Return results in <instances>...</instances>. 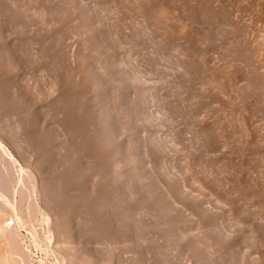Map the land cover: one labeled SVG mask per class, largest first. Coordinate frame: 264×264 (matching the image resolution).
Wrapping results in <instances>:
<instances>
[{"label": "rangeland", "instance_id": "rangeland-1", "mask_svg": "<svg viewBox=\"0 0 264 264\" xmlns=\"http://www.w3.org/2000/svg\"><path fill=\"white\" fill-rule=\"evenodd\" d=\"M0 1H1L0 2V50H1L0 51V56H1L0 57V74H1L0 75V78H1L0 79V100H1L0 101V111H1L0 112V124H1L0 125V141H1L0 146L3 145V147H5V148H3L2 146H1L2 148L0 147V162L2 161L1 162L2 165L4 167L6 166L4 168L2 165H0V168H2V167L4 168V169L2 168L3 169L2 170L3 172L1 171L2 173H4L6 171V175L7 174L11 175V176L7 175V176L9 178H11L10 184H12V185H10L11 187L10 186L9 187H10V189L13 188L11 190V192H10V189L8 188L10 194L12 193V195H10V194H8L9 196L6 195V197H8V199H6V198L5 199L8 200V202H6L5 199H2L3 197H0V206L2 203H3L2 205H4L3 207L2 206L0 207L1 208L0 216L2 214V216L0 217L1 218L0 225L2 227L0 226V229L3 230V227L6 229V230L4 229L6 232H4V231H2L4 233L0 232L1 233L0 234V256L2 257L1 258L2 261H3L4 257H5L4 259H7V261H8V263H6V260H4L3 262H0V264H11V263L12 264H68V263L69 264H77L78 262H79L78 264H94V263L95 264L96 263H98V264H110L111 259H113L111 264H135V262H136V264H141V263L142 264H191V263H193V264H205L206 261H207L206 264H208V263L209 264H221V263L227 264V262L229 264H233V263L234 264H240V263L241 264L242 263L243 264H264V249H263L264 244L262 243V242H264L263 241L264 240V207H263L264 206V200H263L264 199V192H263L264 191V178H263V175H264V158H263L264 157L263 156L264 151H262V150H264V147H263L264 146V143H263L264 142V134H263L264 128H262V127H264V106H263L264 105L263 104L264 103V70H263V68H264L263 67L264 66V55H261L264 52V49H263L264 44H262V43H264V41H263L264 40V34H263L264 33V19H263L264 18V15H263L264 14L263 13L264 12V10H263L264 9V0H261V1L260 0H252V1L251 0H243V1L242 0H238V1L236 0V3H235V0H211V1H209V0H196V1L195 0H180V1L179 0H162V1L161 0H150V1L149 0H134V1L133 0H119V2L117 0H116L117 2H115V0H95V1L94 0H88V1L87 0L86 1L85 0H77V1L76 0H56V1L55 0H0ZM45 1H47V2H45ZM65 1H67V2L65 3ZM72 1H73V3H72ZM136 1H138V2H136ZM148 1H149V4L147 3ZM197 1H198V3H197ZM202 1H203V3H202ZM239 1H240V4H239ZM184 2H185V4H184ZM214 2H215V4H214ZM50 3H52V4H50ZM68 3H71L72 5L68 4ZM137 3H139V5ZM226 3H228V4H226ZM44 4H45V6H44ZM86 4H88V5H86ZM195 4H198V6L197 5L195 6ZM82 5H83V7H82ZM106 5H107V8H106ZM128 5H130V6H128ZM209 5H210V8H209ZM253 5L256 7H254ZM261 5H262V7H261ZM18 6H19V8H18ZM41 6H43V7H41ZM68 6L70 8L72 7V9H70ZM173 6H174V8H173ZM211 6H213V7H211ZM36 7H38V8H36ZM143 7H145V8H143ZM184 7L186 10L184 9ZM223 7H226V8L224 9ZM215 8H217V9H215ZM73 9H74V11H73ZM138 9H141V10L139 11ZM81 10H83L82 12H84V14L85 13L86 14L83 15V13H79V12H81ZM161 10H162L163 15L160 13ZM191 10H192V12H191ZM211 10H213V13ZM76 11H78V12H76ZM178 11H179V13H178ZM222 11H223V13H222ZM244 11H245V13H244ZM11 12L14 14H12ZM142 12H144V13H142ZM146 12H148L147 15L145 14ZM167 12L169 14H167ZM173 12L175 14L177 13L179 15V18H178V15L177 14L175 15ZM203 12H204V14H203ZM217 12H219V13L217 14ZM227 12L229 15L227 14ZM16 13L19 15H17ZM159 13L161 16L159 15ZM9 14H11V15H9ZM29 14H30V16H29ZM79 14H80V16H79ZM115 14H117V15H115ZM36 15H37V17H35ZM54 15H55V17H54ZM130 15H131V17H130ZM164 15H166L165 17H167V18L164 19V17H163ZM169 15H172V16H169ZM183 15L186 17V20H185V17ZM10 16H12V17H10ZM6 17H8V18H6ZM49 17H51V18H49ZM132 17H134V18H132ZM205 17H206V20H205ZM180 18H182V19H180ZM211 18H213V19H211ZM233 18L234 19L236 18V19L234 20ZM81 19H82V21H79ZM123 19H125V20H123ZM157 19H159V20H157ZM163 19H164V21H163ZM222 19H224V20H222ZM238 19H240V20H238ZM241 19H242V21H241ZM228 20H229V22H228ZM102 21H103V23H102ZM157 21H159L160 23ZM231 21H233V23ZM253 21H255V22H253ZM262 21H263V23H262ZM108 22H110V23L108 24ZM139 22H140V24H139ZM155 22H157L159 25ZM171 22H172V24H171ZM235 22H237V23H235ZM50 23L53 25H51ZM56 24H58V25L56 26ZM178 24H179V26H178ZM249 24H250V26H249ZM54 26H55V28H54ZM158 26H159V28H158ZM17 27H19V28H17ZM112 27H114V28H112ZM117 27H118V29H117ZM179 27H180V29H178ZM254 27H255V29H254ZM210 28L211 29L213 28V29L211 30ZM216 28H217V31H216ZM250 28H252V30ZM90 29H92V30H90ZM176 29H178V30H176ZM181 29L183 31H181ZM253 29L256 32L253 31ZM50 30H51V33H49ZM155 30L159 31L160 34ZM179 30H180L181 34L179 33ZM75 31H76V33H75ZM92 31H94V32H92ZM161 31H162V33H161ZM169 31H171V32H169ZM262 31H263V33L261 34ZM90 32H92V33H90ZM105 32H107V33L105 34ZM155 32H157V33H155ZM183 32H184V34H183ZM237 32L238 33L240 32L241 34L240 33L238 34ZM244 32L245 33L247 32L246 35ZM71 33H72V35H71ZM243 33L245 35V39H244ZM257 33L260 34L261 36L258 35ZM35 34L37 37L35 36ZM193 34H195V35H193ZM234 35L235 36L237 35L236 37H238V38H236ZM85 36L87 38H85ZM104 36H106V37H104ZM147 37H148V39H147ZM153 38H155L156 40ZM158 38H160V39H158ZM185 38H186V40H185ZM88 39H89V41H87ZM190 39H192V41ZM251 39H252V41H251ZM22 40H24V41L22 42ZM58 40H60V41H58ZM99 40H101V41H99ZM158 41H160V42H158ZM248 41H249V43H248ZM255 41H259L261 44L258 42V44H260V45H258L257 42H255ZM42 42H43V44H42ZM89 42H90V44H89ZM97 42H99L100 44ZM116 42H117V44H116ZM161 42H163V43H161ZM246 42H247L248 46H247ZM133 43H135V44H133ZM254 43H256V44H254ZM2 44H4V45H2ZM118 44H120V46ZM141 44H142V46H141ZM238 44L242 45V46L241 47L237 46ZM250 45H251V47H250ZM256 45L259 46L258 48L263 46V47H261L263 49V51L261 49V51L259 52L258 51L259 49H257ZM165 46H167V47H165ZM93 47H95V49ZM179 48H180V50H178ZM185 48H186V50H185ZM239 48L242 50H240ZM247 48L249 49V51ZM91 49L93 51L88 52V50H91ZM102 49H104V50H102ZM254 49H256L258 51V53L255 52ZM177 50L179 53L177 52ZM187 50H188V52H187ZM181 51H183V52H181ZM184 51L187 53V55L189 57L186 55V53ZM201 51H203V52H201ZM225 51H227V52H225ZM33 52H35V53H33ZM247 52H248V54H247ZM140 53L141 54L143 53V54L141 55ZM242 53H244V54H242ZM259 53H260V55H259ZM75 54H76V56H75ZM99 54H100V57L98 56ZM106 54L109 57H106L107 56ZM199 54H200V56H199ZM71 55H73V56L71 57ZM86 55L89 56V57L87 56L89 58V61H88V59H86L87 57H84ZM104 55L106 58L104 57ZM123 55H124V57H123ZM129 55H131V56H129ZM5 56H7V57H5ZM132 56L135 58V60H134V58L133 59L131 58ZM176 56H178L177 58L179 60L176 58ZM256 56L258 57V59ZM260 56L263 59H261ZM68 57H70V58H68ZM82 57L85 58L86 60L83 59ZM12 58L14 61L12 60ZM151 58H153V59H151ZM231 58H232V60H231ZM100 59L103 61H100ZM120 59H123V60H120ZM126 59L128 60L127 63L124 62V61H126ZM251 59L252 60L256 59V60L252 61ZM81 60H83V61H81ZM105 60L107 63L105 62ZM149 60H150V62H149ZM176 60H177V62H176ZM247 60H249V62ZM257 60H259V61L257 62ZM67 61H68V63H67ZM84 61L89 62L87 64V66L88 67L91 66L90 68L92 71H94V72L97 71V73L100 72L98 74V76H99V79L100 78L102 79V80L100 79L101 82H104V83H102V85L103 84L105 85V86L103 85V87L105 88L104 92L100 91V89L98 87L96 89L94 82H92L90 79H88V76H86L85 71L87 69V66L85 67V65L87 62L85 63ZM232 61H234L235 63ZM119 62H121V63L124 62V63L121 64ZM183 62H185L184 63L185 65L183 64ZM228 62H229V64H228ZM83 63H85V65H83ZM128 63H130V65ZM232 63L234 64V66ZM78 64H79V66H81L80 68H79ZM105 64L107 65L108 69H106ZM120 64L123 66L121 67ZM133 64H135V66ZM124 65H125V67H124ZM128 65H129V67H128ZM83 66H84V68H83ZM179 66L181 67V69ZM257 66H259V67H257ZM103 67H105L104 70H103ZM130 67L132 68L131 70H130ZM138 67H140V68H138ZM153 67H155V68H153ZM230 67H231V69H230ZM246 67L250 68V70L248 68H247L248 69L247 70ZM6 68L8 71L6 70ZM115 68H116V70L114 71ZM214 68L216 71L214 70ZM258 68L260 69L259 71H258ZM79 69H81V70H79ZM16 70L18 71V73ZM133 70H134L133 73H135V71H136V74L138 75L139 79H137V80L135 79V81L133 80L131 82V80L128 78V76L125 77V75H128L127 73L129 71L132 72ZM223 70H225V71H223ZM246 70H247V72H246ZM137 72L138 73L142 72L141 73L142 76H141V74H138ZM193 72H195V73L193 74ZM225 72H226V77L224 76ZM117 74H119V75H117ZM188 74H189V76H188ZM260 74H262L263 76H261ZM115 75L117 76L118 81H117V78H115ZM218 75H219V77H218ZM241 75H242V77H241ZM79 76H81V77H79ZM193 76H194V78H193ZM119 77H121V78H119ZM113 78L116 81H114ZM236 78H238L239 80ZM57 79H60L62 82H60V80H57ZM120 79H121V83L119 82ZM122 79H126V82H125V80H122ZM231 79H232V81H231ZM89 80L91 81V83ZM162 80H164V81H162ZM240 80H241V82H240ZM243 80H244V84H243ZM168 81H169V83H168ZM251 81H252V83H250ZM123 82H125L126 84H124ZM128 82H130L131 84ZM213 82H214V84L212 85ZM63 83H64V85H63ZM68 83H70V84L68 85ZM78 83H80V84H78ZM195 83H197V84H195ZM215 83H216V85H215ZM55 84H57V85H55ZM60 84H62V85H60ZM208 84H210V85H208ZM120 85H122V86L124 85V86L122 87ZM246 85H247V87H246ZM73 86H74V88H76L75 90H74ZM205 86H207V87H205ZM254 86H257V87H254ZM125 87H126V89H124ZM236 87H238V89L239 90L241 89V90L240 91L237 90ZM148 88H149V90H148ZM28 89L30 92L27 91ZM35 89H37V90H35ZM243 89H244V91H243ZM142 90H145V91H142ZM169 90H173V91H169ZM201 90H202V92H201ZM205 90H206V92H204ZM140 91L142 93H140ZM211 91H214V92H211ZM229 91H230V93H229ZM78 92H80V93H78ZM87 92H88V94H87ZM138 92H139V94H138ZM175 92H177V93H175ZM238 92L241 95L242 94L243 95L241 96ZM105 93H107V94H105ZM59 94H61V95H59ZM132 94H133V96H132ZM145 94H146V96H145ZM212 94L215 95V97H213ZM231 94L233 95L232 97H231ZM259 94H260V96H259ZM138 95H140V96H138ZM239 95L241 96V98ZM39 96H40V98H39ZM59 96H60V99L58 100ZM142 96L144 97L145 100L143 99ZM173 96H174V98H173ZM186 96H188V97H186ZM100 97H102V98H100ZM209 97H210V99H209ZM242 97H244L245 99ZM132 98H133V100H132ZM135 98L136 99L138 98V99L136 100ZM234 98L236 101H239L237 105H236L237 102L234 100ZM88 99H90V101ZM170 99H171V101H170ZM172 99L176 100L177 102L172 100ZM215 99H216V101H214ZM240 99H242L243 101ZM197 100H198V102H197ZM224 100H225V102H224ZM131 101H132V103H131ZM134 101H135V103H134ZM139 101H140V103H139ZM234 101H235V104H234ZM245 101H247L249 104ZM40 102H41V104H40ZM96 102L98 105L96 104ZM106 102H107V104L108 103L111 104V106L109 105L110 110H111L110 113L114 116V118H113V116H110V118L112 117L111 119L113 121L115 120L114 121L115 123L112 121V125H113L112 129L114 131L112 130L113 133H111V135L112 134L113 135L111 136L108 134L110 137L107 134H105V132L103 130L104 123H102V117H103V112L105 110V105H106L105 103ZM190 103H193V104H190ZM49 104L51 106H49ZM61 104H63V106ZM113 104H115V105H113ZM132 104L135 106H133ZM144 104H145V106H144ZM213 104H215V105H213ZM247 104H248V106H247ZM13 105L15 106V108ZM139 105L141 107H139ZM89 106H90V108H89ZM224 106H225V108H224ZM62 107L64 108V110ZM100 107H102V108H100ZM258 107L259 108L261 107L262 109L261 108L259 109ZM91 108H93V109H91ZM119 108L121 109V111ZM178 108H180V109H178ZM242 108H243V110H242ZM16 109H18L17 110L18 113H17ZM53 109H54V111H53ZM58 109H60L59 110L60 113H59ZM161 109H163V111ZM235 109H237V110L235 111ZM247 109H248V112H250L249 114L247 113ZM122 110H124V111H122ZM134 110H138V111H134ZM70 111H71V113H70ZM101 111H103V112H101ZM128 111L131 113H129ZM132 111H134L135 113H132ZM224 111L226 114L224 113ZM5 112L7 113V115ZM119 112H121V113L118 114ZM258 112L260 113V115L258 114ZM55 113H56V115H55ZM122 113H123V115L121 116ZM124 113L125 114L127 113V114L125 115ZM147 113H148V115H146ZM199 113H200V115H199ZM239 113H242V114L244 113V114L241 115ZM75 114L78 117H75ZM81 114H82V116H81ZM115 114H116V116H115ZM128 114L131 117H128L129 116ZM79 115L81 118L79 117ZM118 115H120V116H118ZM124 115H125V117H123ZM132 115H134V117L136 119ZM239 115H240V118H239ZM247 115H249V116H247ZM18 116H20V117H18ZM84 116H85V118H83ZM96 116L98 118L97 120H96ZM144 116H145V118H143ZM148 116H150V118ZM219 116H220V118H219ZM227 116H229V117H227ZM241 116L243 117V120H242ZM132 117L134 119L133 121H131ZM208 117H210V118H208ZM226 117L228 120L226 119ZM247 117L249 120L247 119ZM195 118H196V120H195ZM211 118H213V119H211ZM34 119H36V120L34 121ZM89 119H91V120H89ZM123 119H125L126 121ZM13 120H15V121H13ZM220 120H222V121H220ZM225 121L228 123H224ZM240 121H242V122H240ZM250 121H252V123ZM218 122H220V123H218ZM243 122H244V125H242ZM259 122H261V124ZM126 123H128L129 126L134 125V127L132 126V128H131L128 126L129 127V129H128L127 128L128 124L125 125ZM145 123H146V125H145ZM240 123L243 127L245 126V129L241 128L242 126L239 125ZM245 123L247 125H245ZM77 124H78V126H77ZM101 124L103 125V127ZM117 125L118 126L120 125V127H118ZM122 125H124V126H122ZM230 125H232V126L230 127ZM226 126H227V128H226ZM257 126H259V127H257ZM122 127H124V128H122ZM250 128H251V130H250ZM122 129L125 130V131L123 130L124 133H122L123 132ZM230 129L232 130V132H230L231 131ZM253 129H255V130H253ZM261 129H263V131H261ZM126 130H128V131H126ZM144 130H145V132H144ZM236 131H237V133H236ZM247 131L251 132V135ZM252 131H256L255 132L256 134ZM259 131H261L262 133ZM96 132H97V134H95ZM125 132H126V134H125ZM204 134H206V135H204ZM240 134L242 137H244V136L245 137L244 138L240 137ZM45 135H47V136L45 137ZM69 135H70V137H69ZM66 136H67V138H66ZM86 136H89V138ZM94 136H96V137H94ZM236 136L237 137L239 136V137L237 138ZM62 137L64 139H62ZM107 137L110 141H108V143L105 144V143H103V140H105V138L107 139ZM113 137H114V139H113ZM153 138H155L156 140ZM221 138H222V140H221ZM53 139H54V141H53ZM198 139H199V141H198ZM237 139L239 141L240 140L241 141L239 142ZM262 139H263V141H262ZM41 140H43V141L40 142ZM57 140H58V142H56ZM252 140H255L254 144H253ZM256 140H257V142H256ZM210 141H212V142H210ZM249 141L252 142L251 145L249 144L250 143ZM100 142L102 144H99ZM118 142L120 143V145H118L119 144ZM148 142L150 143V145ZM114 143L117 144V147ZM158 143H160V144H158ZM231 143H232V145H231ZM244 143H246V144H244ZM261 143H263V144H261ZM86 144H87V146H86ZM103 144H105V145H103ZM162 144L164 147H162ZM233 144L235 146H233ZM121 145L123 146V149H122ZM129 145L131 148L129 147ZM145 145L146 146L148 145V146L145 147ZM155 145L157 146L156 148H155ZM42 146H44V147L42 148ZM50 146H51V149H49ZM70 147H72V148H70ZM92 147H94V148H92ZM111 147H113V148L111 149ZM238 147H240V148H238ZM227 148L229 151L227 150ZM233 148H235L237 151ZM250 148H252V149H250ZM114 149H116L117 151H115ZM120 149H121V152H120ZM232 149L234 152L232 151ZM6 150L12 154V157H10V155L8 156V154H6V153H8V152H6ZM216 150H217V152H216ZM225 150H227V151H225ZM239 150H242V151H239ZM41 151L42 152L44 151V152L42 153ZM100 151H101V153H99ZM33 152H34V154H33ZM75 152H76V154H75ZM118 152H120V153H118ZM125 152H127V153H125ZM205 152H206V154H205ZM230 152H231V154H230ZM39 153L41 154V156ZM46 153H48V154L46 155ZM83 153H84V155H82ZM258 153L260 154V156ZM68 154H71V155H68ZM103 154H104V156H102ZM118 154H119V156H117ZM80 156L81 157L83 156V157L81 158ZM108 156H109V158H108ZM138 156H139V158H138ZM6 157H7V159H6ZM114 157L115 158L118 157L117 160L120 159L119 160L120 161L119 170L121 171V169H122L121 172L124 174V178H125L123 181L124 183L121 182L122 184L120 183V181H118L119 182L118 183L117 179L113 178L112 173H111L112 172L111 169L113 168V165H114L112 162V159ZM95 158H96V160H95ZM237 159H239V160H237ZM72 160L76 161V162H72ZM83 160L85 162H83ZM134 160L137 162L138 165L135 164L136 162ZM143 160H145V161H143ZM51 161H53L54 163ZM67 161L69 164H67ZM121 161H123V162H121ZM238 161L240 162V164ZM133 162H135V163H133ZM262 162H263V164H262ZM73 163L75 164V166ZM247 163H249V164H247ZM131 165H132V168L135 170H132ZM136 165H137V167H139V166L140 167L137 169ZM98 166H99V168H98ZM125 166H127V167H125ZM22 167L25 168V170H26L25 173L28 172L29 174L22 173V172H24L22 170L23 169ZM37 167H40L41 169L40 168L37 169ZM71 167H73V168H71ZM7 168H9V169H7ZM20 168H22L21 171H20ZM63 168L66 170H63ZM35 169H37L38 171ZM136 169H137V172H136ZM10 172H12V173H10ZM83 173H84V176H83ZM95 173L97 175L98 174L99 175L97 176ZM137 173H139V175L141 177H139V175H136ZM41 174H42V176H41ZM60 174H61V176H59ZM242 174H243V176H242ZM4 175H5V173H4ZM26 176H28V177L26 178ZM136 176L138 178H140V180ZM152 176H155V177L152 178ZM159 176H160V178H159ZM63 177L65 179H63ZM111 177L113 178V180ZM145 178H147L150 182H148V180ZM262 178H263V180H262ZM24 179H26L25 180L26 182L24 181ZM35 179L37 182L35 181ZM133 179H134V181H133ZM153 179L154 180L157 179V181H154ZM168 179H170V180H168ZM172 179H174V180H172ZM102 180H103V182H102ZM109 180L111 182H109ZM142 180L144 181L145 184L143 183ZM128 181H129V183H128ZM197 181H199L198 183H200V184H198ZM243 182H245V183H243ZM41 183H42V185H41ZM130 184H131V186H130ZM115 185H116V187H115ZM168 185H170V187ZM178 185H179V188H177ZM219 185H220V187H219ZM71 186H73V187H71ZM253 186H254V188H253ZM46 187H48L49 190ZM70 187L72 189H70ZM117 187L119 189H117ZM42 188L44 189V192H43ZM127 188H128V190H127ZM257 188H260V189H257ZM21 189H22V192L20 194V192H18V191H21ZM109 190H111V191H109ZM141 190H142V192H141ZM168 190H170V191H168ZM199 190H201L202 192ZM258 190H260V191H258ZM247 191H249L250 193L252 192V193L250 194ZM113 192H115V193H113ZM151 192L153 193L152 195H151ZM23 193H25L26 195H24ZM62 193H64V194H62ZM79 193H81L82 196ZM139 193H140V195H139ZM169 194H171V195H169ZM188 194H190L191 196ZM22 195H24V197L22 199L23 200L25 199V201H23L21 199ZM25 196H26V198H25ZM69 196H72L71 200H69L70 199ZM169 196L171 197V199H167V198H170ZM175 196H177V197H175ZM77 197L80 199H78ZM207 197H209V198L207 199ZM115 198L116 199L118 198L119 200L118 199L116 200ZM159 198H160V200H159ZM177 198H178V200H177ZM26 199H27V201H26ZM33 199H34V201H33ZM65 199H67V201ZM92 199H93V201H92ZM162 199H164V200H162ZM181 199L182 200L184 199V200L182 201ZM237 199H239L238 200L239 202L236 201ZM19 200H21V201H19ZM79 200H81V201H79ZM84 200H87L88 202L84 201ZM191 200H194L193 201L194 203L191 202ZM201 200H203V201L201 202ZM82 201H84V202H82ZM96 201H97V203H95ZM162 201H163V203H162ZM231 201L234 203H232ZM9 202H10V204H9ZM26 202H28L30 204H27ZM158 202H159V204H158ZM243 202L246 205H244ZM170 203L173 206L172 205L170 206ZM5 204L9 208L5 207ZM22 204H23V206H22ZM175 204L177 207L174 206ZM185 204H187V205H185ZM32 205L36 206V208L35 207L32 208ZM96 205H98V206H96ZM134 205H135V207H134ZM200 205L202 208H200ZM99 206L102 208H100ZM244 206L245 207L247 206L246 207L247 209ZM20 207H21V210H18V208L20 209ZM6 208H7V212L5 210ZM143 208H145L147 210L144 209L145 210L144 211ZM167 208L168 209L170 208V210H167L168 213H165ZM238 208H239V210H237ZM8 209H11V210L8 211ZM120 209L123 212H120L121 211ZM148 209H150V210H148ZM206 209L207 210L209 209V210L207 211ZM256 209H258V211L260 213L258 211H255ZM32 210H33V212H31ZM94 210H95V212H94ZM173 210H175V211H173ZM81 211L82 212L84 211L83 212L84 214ZM183 211H184V214H183ZM15 212L17 213V215ZM23 212H25V214ZM37 212H39V214ZM70 212H72V214ZM100 212L102 213V215ZM22 213L24 215L21 216ZM128 213H130V214H128ZM142 213H143V215H142ZM162 213H164V214H162ZM178 213H180V214H178ZM197 213H199V214H197ZM35 214H36V216H35ZM196 214H197V216H196ZM13 215L17 216L21 221L20 225L18 224L19 229L16 228L17 231H16V229H14L15 228L14 226H16L17 223H15L16 220H14L15 217ZM28 215H29V217H28ZM115 215H116V217H115ZM136 216L138 218H140V220ZM157 216L160 218H158ZM186 216H187V218H186ZM254 216H255V218L257 216V218L255 219ZM47 217H49L48 221H47V219H48ZM33 218H34V220H33ZM36 218H37V220H36ZM103 218H104V220H103ZM134 218H136V219H134ZM165 218H166V220H165ZM185 218L188 220H186ZM211 218H212V220H211ZM4 219H6L7 221ZM66 219H67V221H66ZM133 219H134V221H133ZM137 219H138V221H136ZM141 220H143V221H141ZM172 220H173V223L171 222ZM246 220H247V222H246ZM33 221H34V223H33ZM135 221L137 222V224ZM190 221H192V222H190ZM6 223H8V224H6ZM46 223H47V225H46ZM68 223H69V225H68ZM120 224L122 225L121 226L122 228L119 227ZM135 224H136V226H135ZM147 224L150 227H148ZM206 224H207V226H206ZM24 225H25V227H24ZM175 225H176V227L174 229ZM178 225H180V226H178ZM199 225L200 226L202 225V226L200 227ZM131 226L132 227L134 226V227L132 228ZM39 227H41V228L39 229ZM137 227H138V229H137ZM180 227H181V229H179ZM206 227L208 230L206 229ZM209 227H210V229H209ZM249 227H250V229H249ZM139 228H142L143 230L139 229ZM72 229H73V231H72ZM98 229H99V231H98ZM144 229H146V230H144ZM169 230H171V231H169ZM190 230H192V231H190ZM247 231H248V233H247ZM8 233H9V236L11 233H12L11 236H13V237L15 236V238H13L14 241L18 240V242H16V241L15 242L18 243L17 246L22 251L21 254H15V253L10 252L9 245L11 243L10 241L12 238L8 237ZM141 233H142V235H141ZM176 233H178V234H176ZM179 233H180L181 237L183 236L181 238L182 239L181 241L179 239L180 238ZM49 234H50V237H49ZM143 234H145L147 236H145ZM190 234H192V235H190ZM220 234H222V235L220 236ZM216 235H218V236H216ZM206 236H209V237H206ZM105 237H107V238H105ZM244 237H245V239H244ZM253 237L255 239H253ZM147 238H150V239H147ZM213 238H214V240H213ZM68 239H70V240H68ZM114 239H117V240L119 239V241H116ZM200 239H202V240H200ZM210 239H211V242H210ZM218 239H219V241H218ZM260 239H261V241H258ZM100 240H101V242H100ZM104 240L106 242H104ZM129 240H131V241L128 242ZM173 240H174V242H173ZM199 240L202 241V244H203V245L201 244L203 246L202 248L204 250L206 248L205 251L202 248L200 249L201 245L199 244V242H200ZM216 241H218L219 243L217 242V244H216ZM76 242H78V243H76ZM179 242H181V243H179ZM203 242H209L210 246H208L209 244H207V243L204 244ZM212 242H214L215 244ZM243 242H245V243H243ZM67 243H69V245H67ZM183 243H184V245H183ZM234 243H235V245H234ZM259 243H260V245H259ZM236 244H238V245L236 246ZM193 245L195 246V248ZM198 245H200V246H198ZM204 245H206L207 247H205ZM211 246H212V249H211ZM220 246H221L222 252L219 251V250H221L220 248H219V250H218V248H217V250L215 249L216 247H220ZM249 246H250V248H249ZM233 247H235V248H233ZM82 248L86 249L87 251L82 249ZM87 248H89V249H87ZM213 248L216 251H214ZM237 248H238V250H237ZM209 250H211V251H209ZM23 251L24 252L26 251V253L23 254L24 253ZM82 251L83 252L85 251V252L83 253ZM200 251H204V252L201 253ZM212 251L215 253H213ZM217 251L219 254L217 253ZM73 252H74V254H73ZM87 252H89L91 254H89ZM148 252H149V254H148ZM225 252H226V254H223ZM229 252H231V253H229ZM6 253L7 254L9 253V254L7 255ZM27 253H29L30 256ZM81 253L83 255H81ZM173 253H174V255H173ZM12 254H14V255H12ZM236 254H237V256H236ZM56 255H58V256H56ZM183 255L186 257L184 258ZM209 255H210V257H209ZM6 256H8V257L6 258ZM27 256L29 257V259ZM140 256H142V257H140ZM180 256L182 259L180 258ZM190 256H191V258H190ZM199 256L200 257L204 256V258L201 257L202 258L201 259ZM212 256L213 257L217 256V257L214 259ZM257 256H258V259H257ZM17 257H19V258H17ZM60 257H61V259H59ZM25 258H27V259H25ZM204 259H206V261ZM233 259H235V260H233ZM262 259H263V261H262ZM96 260H98L99 262ZM138 260H140V261L138 262ZM257 260H258V262H257ZM17 261H18V263H17ZM188 261H190V263H188ZM215 261H217V262H215ZM218 261H219V263H218ZM235 261L236 262L238 261V262L236 263ZM163 262H165V263H163Z\"/></svg>", "mask_w": 264, "mask_h": 264}, {"label": "bare ground", "instance_id": "bare-ground-1", "mask_svg": "<svg viewBox=\"0 0 264 264\" xmlns=\"http://www.w3.org/2000/svg\"><path fill=\"white\" fill-rule=\"evenodd\" d=\"M55 1H56V0H55ZM76 1H77V0H76ZM85 1H86V0H85ZM87 1H88V0H87ZM94 1H95V0H94ZM117 1L119 2V0H117ZM117 1L115 0V2H117ZM133 1H134V0H133ZM149 1H150V0H149ZM149 1L147 2L148 4H149ZM161 1H162V0H161ZM179 1H180V0H179ZM195 1H196V0H195ZM209 1H211V0H209ZM237 1H238V0H237ZM242 1H243V0H242ZM251 1H252V0H251ZM260 1H261V0H260ZM0 2H1V1H0ZM10 2H11V1H10ZM23 2H24V1H23ZM45 2H47V1H45ZM48 2H49V1H48ZM52 2H53V1H52ZM66 2H67V1H65V3H66ZM97 2H98V1H97ZM136 2H138V1H136ZM140 2H141V1H140ZM140 2H139V3H140ZM168 2H169V1H168ZM185 2H186V1H185ZM185 2H184V4H185ZM206 2H207V1H206ZM215 2H216V1H215ZM215 2H214V4H215ZM230 2H231V1H230ZM2 3H3V2H2ZM6 3H7V2H6ZM72 3H73V1H72ZM85 3H86V2H85ZM122 3H123V2H122ZM131 3H132V2H131ZM131 3H130V4H131ZM139 3H137V4L139 5ZM164 3H165V2H164ZM189 3H190V2H189ZM197 3H198V1H197ZM202 3H203V1H202ZM217 3H218V2H217ZM228 3H229V2H228ZM228 3H226V4H228ZM235 3H236V0H235ZM249 3H250V2H249ZM260 3H261V2H260ZM11 4H12V3H11ZM48 4H49V3H48ZM50 4H52V3H50ZM68 4H71V3H68ZM89 4H90V3H89ZM105 4H106V3H105ZM113 4H114V3H113ZM124 4H125V3H124ZM174 4H175V3H174ZM193 4H194V3H193ZM219 4H220V3H219ZM229 4H230V3H229ZM233 4H234V3H233ZM239 4H240V1H239ZM241 4H242V3H241ZM9 5H10V4H9ZM39 5H40V4H39ZM39 5H38V6H39ZM41 5H42V4H41ZM46 5H47V4H46ZM71 5H72V4H71ZM74 5H75V4H74ZM86 5H88V4H86ZM146 5H147V4H146ZM166 5H167V4H166ZM196 5L198 6V4H195V6H196ZM211 5H212V4H211ZM216 5H217V4H216ZM216 5H215V6H216ZM249 5H250V4H249ZM251 5H252V4H251ZM257 5H258V4H257ZM259 5H260V4H259ZM262 5H263V4H262ZM262 5H261V7H262ZM27 6H28V5H27ZM31 6H32V5H31ZM44 6H45V4H44ZM69 6H70V5H69ZM69 6H68V7H69ZM94 6H95V5H94ZM96 6H97V5H96ZM113 6H114V5H113ZM119 6H120V5H119ZM128 6H130V5H128ZM131 6H132V5H131ZM152 6H153V5H152ZM176 6H177V5H176ZM190 6H191V5H190ZM192 6H193V5H192ZM205 6H206V5H205ZM205 6H204V7H205ZM231 6H232V5H231ZM245 6H246V5H245ZM253 6H254V5H253ZM16 7H17V6H16ZM41 7H43V6H41ZM82 7H83V5H82ZM104 7H105V6H104ZM126 7H127V6H126ZM126 7H125V8H126ZM170 7H171V6H170ZM185 7H186V6H185ZM185 7H184V9H185ZM211 7H213V6H211ZM227 7H228V6H227ZM232 7H233V6H232ZM254 7H256V6H254ZM12 8H13V7H12ZM18 8H19V6H18ZM36 8H38V7H36ZM54 8H55V7H54ZM69 8H70V7H69ZM74 8H75V7H74ZM106 8H107V5H106ZM115 8H116V7H115ZM125 8H124V9H125ZM128 8H129V7H128ZM143 8H145V7H143ZM153 8H154V7H153ZM153 8H152V9H153ZM157 8H158V7H157ZM159 8H160V7H159ZM171 8H172V7H171ZM173 8H174V6H173ZM209 8H210V5H209ZM223 8L225 9L226 7H223ZM223 8H222V9H223ZM233 8H234V7H233ZM236 8H237V7H236ZM240 8H241V7H240ZM248 8H249V7H248ZM2 9H3V8H2ZM70 9H72V7H71ZM87 9H88V8H87ZM117 9H118V8H117ZM160 9H161V8H160ZM166 9H167V8H166ZM205 9H206V8H205ZM215 9H217V8H215ZM228 9H229V8H228ZM249 9H250V8H249ZM249 9H248V10H249ZM14 10H15V9H14ZM22 10H23V9H22ZM39 10H40V9H39ZM65 10H66V9H65ZM75 10H76V9H75ZM121 10H122V9H121ZM121 10H120V11H121ZM135 10H136V9H135ZM135 10H134V11H135ZM138 10L140 11L141 9H138ZM150 10H151V9H150ZM164 10H165V9H164ZM164 10H163V11H164ZM185 10H186V9H185ZM218 10H219V9H218ZM220 10H221V9H220ZM233 10H234V9H233ZM238 10H239V9H238ZM246 10H247V9H246ZM254 10H255V9H254ZM258 10H259V9H258ZM263 10H264V9H263ZM26 11H27V10H26ZM43 11H44V10H43ZM73 11H74V9H73ZM82 11H83V10H81V12H79V13H83V15H85L86 13L84 14V12H82ZM84 11H85V10H84ZM92 11H93V10H92ZM98 11H99V10H98ZM104 11H105V10H104ZM134 11H133V12H134ZM142 11H143V10H142ZM155 11H156V10H155ZM157 11H158V10H157ZM168 11H169V10H168ZM211 11H212V13H213V10H211ZM230 11H231V10H230ZM242 11H243V10H242ZM249 11H250V10H249ZM259 11H260V10H259ZM261 11H262V10H261ZM3 12H4V11H3ZM14 12H15V11H14ZM17 12H18V11H17ZM23 12H24V11H23ZM29 12H30V11H29ZM41 12H42V11H41ZM44 12H45V11H44ZM64 12H65V11H64ZM76 12H78V11H76ZM94 12H95V11H94ZM94 12H93V13H94ZM135 12H136V11H135ZM150 12H151V11H150ZM150 12H149V13H150ZM152 12H153V11H152ZM171 12H172V11H171ZM171 12H170V13H171ZM182 12H183V11H182ZM189 12H190V11H189ZM191 12H192V10H191ZM206 12H207V11H206ZM215 12H216V11H215ZM232 12H233V11H232ZM250 12H251V11H250ZM11 13H12V12H11ZM21 13H22V12H21ZM37 13H38V12H37ZM104 13H105V12H104ZM113 13H114V12H113ZM117 13H118V12H117ZM129 13H130V12H129ZM142 13H144V12H142ZM147 13H148V12H146L145 14L147 15ZM160 13L162 14V10H161ZM160 13H159V15H160ZM173 13H174V12H173ZM178 13H179V11H178ZM218 13H219V12H217V14H218ZM222 13H223V11H222ZM240 13H241V12H240ZM242 13H243V12H242ZM244 13H245V11H244ZM263 13H264V12H263ZM12 14H14V13H12ZM16 14H17V13H16ZM32 14H33V13H32ZM40 14H41V13H40ZM90 14H91V13H90ZM167 14H169V13L167 12ZM167 14H166V15H167ZM174 14H175V13H174ZM176 14H177V13H176ZM176 14H175V15H176ZM203 14H204V12H203ZM227 14H228V12H227ZM234 14H235V13H234ZM234 14H233V15H234ZM236 14H237V13H236ZM259 14H260V13H259ZM9 15H11V14H9ZM17 15H19V14H17ZM33 15H34V14H33ZM59 15H60V14H59ZM68 15H69V14H68ZM74 15H75V14H74ZM81 15H82V14H81ZM96 15H97V14H96ZM104 15H105V14H104ZM113 15H114V14H113ZM115 15H117V14H115ZM120 15H121V14H120ZM123 15H124V14H123ZM134 15H135V14H134ZM146 15H145V16H146ZM153 15H154V14H153ZM162 15H163V14H162ZM166 15L163 16L164 19L167 18V17H165ZM172 15H173V14H172ZM172 15H169V16H172ZM177 15H178V14H177ZM184 15H185V14H184ZM184 15H183V16H184ZM186 15H187V14H186ZM192 15H193V14H192ZM208 15H209V14H208ZM228 15H229V14H228ZM231 15H232V14H231ZM231 15H230V16H231ZM248 15H249V14H248ZM254 15H255V14H254ZM257 15H258V14H257ZM263 15H264V14H263ZM263 15H262V16H263ZM12 16H13V15H12ZM12 16H10V17H12ZM15 16H16V15H15ZM15 16H14V17H15ZM22 16H23V15H22ZM29 16H30V14H29ZM43 16H44V15H43ZM79 16H80V14H79ZM90 16H91V15H90ZM108 16H109V15H108ZM140 16H141V15H140ZM160 16H161V15H160ZM169 16H168V17H169ZM173 16H174V15H173ZM187 16H188V15H187ZM196 16H197V15H196ZM238 16H239V15H238ZM2 17H3V16H2ZM14 17H13V18H14ZM20 17H21V16H20ZM35 17H37V15H36ZM40 17H41V16H40ZM40 17H39V18H40ZM45 17H46V16H45ZM54 17H55V15H54ZM82 17H83V16H82ZM112 17H113V16H112ZM122 17H123V16H122ZM125 17H126V16H125ZM125 17H124V18H125ZM130 17H131V15H130ZM176 17H177V16H176ZM184 17H185V16H184ZM211 17H212V16H211ZM232 17H233V16H232ZM248 17H249V16H248ZM6 18H8V17H6ZM17 18H18V17H17ZM26 18H27V17H26ZM30 18H31V17H30ZM30 18H29V19H30ZM42 18H43V17H42ZM46 18H47V17H46ZM49 18H51V17H49ZM59 18H60V17H59ZM59 18H58V19H59ZM83 18H84V17H83ZM113 18H114V17H113ZM132 18H134V17H132ZM178 18H179V15H178ZM189 18H190V17H189ZM36 19H37V18H36ZM54 19H55V18H54ZM61 19H62V18H61ZM77 19H78V18H77ZM110 19H111V18H110ZM128 19H129V18H128ZM146 19H147V18H146ZM153 19H154V18H153ZM160 19H161V18H160ZM164 19H163V21H164ZM171 19H172V18H171ZM180 19H182V18H180ZM191 19H192V18H191ZM194 19H195V18H194ZM201 19H202V18H201ZM211 19H213V18H211ZM233 19H234V18H233ZM235 19H236V18H235ZM235 19H234V20H235ZM244 19H245V18H244ZM246 19H247V18H246ZM256 19H257V18H256ZM263 19H264V18H263ZM11 20H12V19H11ZM108 20H109V19H108ZM112 20H113V19H112ZM121 20H122V19H121ZM123 20H125V19H123ZM134 20H135V19H134ZM151 20H152V19H151ZM157 20H159V19H157ZM185 20H186V17H185ZM199 20H200V19H199ZM205 20H206V17H205ZM222 20H224V19H222ZM222 20H221V21H222ZM238 20H240V19H238ZM1 21H2V20H1ZM6 21H7V20H6ZM9 21H10V20H9ZM43 21H44V20H43ZM53 21H54V20H53ZM68 21H69V20H68ZM79 21H82V19L79 20ZM104 21H105V20H104ZM161 21H162V20H161ZM171 21H172V20H171ZM178 21H179V20H178ZM181 21H182V20H181ZM188 21H189V20H188ZM192 21H193V20H192ZM216 21H217V20H216ZM221 21H220V22H221ZM241 21H242V19H241ZM244 21H245V20H244ZM244 21H243V22H244ZM251 21H252V20H251ZM15 22H16V21H15ZM51 22H52V21H51ZM73 22H74V21H73ZM83 22H84V21H83ZM106 22H107V21H106ZM136 22H137V21H136ZM157 22H159V21H157ZM157 22H155V23H157ZM169 22H170V21H169ZM182 22H183V21H182ZM196 22H197V21H196ZM210 22H211V21H210ZM213 22H214V21H213ZM222 22H223V21H222ZM225 22H226V21H225ZM225 22H224V23H225ZM228 22H229V20H228ZM231 22L233 23V21H231ZM247 22H248V21H247ZM253 22H255V21H253ZM258 22H259V21H258ZM260 22H261V21H260ZM56 23H57V22H56ZM70 23H71V22H70ZM76 23H77V22H76ZM81 23H82V22H81ZM81 23H80V24H81ZM87 23H88V22H87ZM91 23H92V22H91ZM102 23H103V21H102ZM109 23H110V22H108V24H109ZM132 23H133V22H132ZM137 23H138V22H137ZM159 23H160V22H159ZM188 23H189V22H188ZM224 23H223V24H224ZM235 23H237V22H235ZM250 23H251V22H250ZM262 23H263V21H262ZM21 24H22V23H21ZM45 24H46V23H45ZM50 24H51V23H50ZM61 24H62V23H61ZM61 24H60V25H61ZM82 24H83V23H82ZM89 24H90V23H89ZM139 24H140V22H139ZM157 24H158V23H157ZM169 24H170V23H169ZM171 24H172V22H171ZM189 24H190V23H189ZM219 24H220V23H219ZM219 24H218V25H219ZM228 24H229V23H228ZM245 24H246V23H245ZM19 25H20V24H19ZM51 25H53V24H51ZM57 25H58V24H56V26H57ZM62 25H63V24H62ZM91 25H92V24H91ZM97 25H98V24H97ZM135 25H136V24H135ZM137 25H138V24H137ZM158 25H159V24H158ZM162 25H163V24H162ZM165 25H166V24H165ZM165 25H164V26H165ZM167 25H168V24H167ZM184 25H185V24H184ZM211 25H212V24H211ZM221 25H222V24H221ZM221 25H220V26H221ZM226 25H227V24H226ZM239 25H240V24H239ZM93 26H94V25H93ZM93 26H92V27H93ZM128 26H129V25H128ZM147 26H148V25H147ZM164 26H163V27H164ZM178 26H179V24H178ZM185 26H186V25H185ZM216 26H217V25H216ZM228 26H229V25H228ZM236 26H237V25H236ZM249 26H250V24H249ZM257 26H258V25H257ZM23 27H24V26H23ZM48 27H49V26H48ZM98 27H99V26H98ZM123 27H124V26H123ZM140 27H141V26H140ZM180 27H181V26H180ZM180 27H179L178 29H180ZM208 27H209V26H208ZM213 27H214V26H213ZM223 27H224V26H223ZM231 27H232V26H231ZM234 27H235V26H234ZM11 28H12V27H11ZM17 28H19V27H17ZM31 28H32V27H31ZM38 28H39V27H38ZM46 28H47V27H46ZM54 28H55V26H54ZM60 28H61V27H60ZM93 28H94V27H93ZM99 28H100V27H99ZM101 28H102V27H101ZM109 28H110V27H109ZM112 28H114V27H112ZM112 28H111V29H112ZM149 28H150V27H149ZM154 28H155V27H154ZM158 28H159V26H158ZM183 28H184V27H183ZM195 28H196V27H195ZM239 28H240V27H239ZM239 28H238V29H239ZM243 28H244V27H243ZM248 28H249V27H248ZM256 28H257V27H256ZM49 29H50V28H49ZM84 29H85V28H84ZM117 29H118V27H117ZM120 29H121V28H120ZM120 29H119V30H120ZM125 29H126V28H125ZM136 29H137V28H136ZM162 29H163V28H162ZM166 29H167V28H166ZM178 29H176V30H178ZM199 29H200V28H199ZM210 29H211V28H210ZM212 29H213V28H212ZM212 29H211V30H212ZM229 29H230V28H229ZM245 29H246V28H245ZM250 29L252 30V28H250ZM254 29H255V27H254ZM254 29H253V31H255ZM261 29H262V28H261ZM15 30H16V29H15ZM22 30H23V29H22ZM29 30H30V29H29ZM53 30H54V29H53ZM87 30H88V29H87ZM90 30H92V29H90ZM93 30H94V29H93ZM99 30H100V29H99ZM122 30H123V29H122ZM140 30H141V29H140ZM143 30H144V29H143ZM170 30H171V29H170ZM190 30H191V29H190ZM246 30H247V29H246ZM24 31H25V30H24ZM77 31H78V30H77ZM81 31H82V30H81ZM83 31H84V30H83ZM94 31H95V30H94ZM94 31H92V32H94ZM96 31H97V30H96ZM109 31H110V30H109ZM116 31H117V30H116ZM120 31H121V30H120ZM123 31H124V30H123ZM128 31H129V30H128ZM137 31H138V30H137ZM155 31H157V30H155ZM174 31H175V30H174ZM181 31H183V30L181 29ZM185 31H186V30H185ZM209 31H210V30H209ZM216 31H217V28H216ZM224 31H225V30H224ZM236 31H237V30H236ZM240 31H241V30H240ZM257 31H258V30H257ZM35 32H36V31H35ZM37 32H38V31H37ZM69 32H70V31H69ZM87 32H88V31H87ZM92 32H90V33H92ZM113 32H114V31H113ZM130 32H131V31H130ZM139 32H140V31H139ZM151 32H152V31H151ZM157 32L159 33V31H157ZM157 32H155V33H157ZM167 32H168V31H167ZM169 32H171V31H169ZM187 32H188V31H187ZM194 32H195V31H194ZM196 32H197V31H196ZM255 32H256V31H255ZM255 32H254V33H255ZM11 33H12V32H11ZM21 33H22V32H21ZM49 33H51V30H50ZM75 33H76V31H75ZM95 33H96V32H95ZM106 33H107V32H105V34H106ZM125 33H126V32H125ZM152 33H153V32H152ZM161 33H162V31H161ZM163 33H164V32H163ZM179 33H180V30H179ZM206 33H207V32H206ZM215 33H216V32H215ZM215 33H214V34H215ZM221 33H222V32H221ZM237 33H238V32H237ZM239 33H240V32H239ZM239 33H238V34H239ZM244 33H245V32H244ZM244 33H243V35H244ZM246 33H247V32H246ZM246 33H245V35H246ZM252 33H253V32H252ZM252 33H251V34H252ZM262 33H263V31L261 32V34H262ZM108 34H109V33H108ZM137 34H138V33H137ZM159 34H160V33H159ZM171 34H172V33H171ZM180 34H181V33H180ZM183 34H184V32H183ZM203 34H204V33H203ZM225 34H226V33H225ZM230 34H231V33H230ZM240 34H241V33H240ZM257 34H258V33H257ZM257 34H256V35H257ZM263 34H264V33H263ZM20 35H21V34H20ZM45 35H46V34H45ZM50 35H51V34H50ZM54 35H55V34H54ZM69 35H70V34H69ZM71 35H72V33H71ZM86 35H87V34H86ZM93 35H94V34H93ZM125 35H126V34H125ZM174 35H175V34H174ZM177 35H178V34H177ZM193 35H195V34H193ZM245 35H244V39H245ZM258 35H260V34H258ZM35 36H36V34H35ZM39 36H40V35H39ZM42 36H43V35H42ZM52 36H53V35H52ZM119 36H120V35H119ZM129 36H130V35H129ZM147 36H148V35H147ZM149 36H150V35H149ZM168 36H169V35H168ZM200 36H201V35H200ZM228 36H229V35H228ZM234 36H235V35H234ZM236 36H237V35H236ZM236 36H235V37H236ZM247 36H248V35H247ZM249 36H250V35H249ZM260 36H261V35H260ZM260 36H259V37H260ZM19 37H20V36H19ZM36 37H37V36H36ZM43 37H44V36H43ZM104 37H106V36H104ZM125 37H126V36H125ZM141 37H142V36H141ZM143 37H144V36H143ZM172 37H173V36H172ZM172 37H171V38H172ZM180 37H181V36H180ZM183 37H184V36H183ZM183 37H182V38H183ZM204 37H205V36H204ZM210 37H211V36H210ZM231 37H232V36H231ZM239 37H240V36H239ZM253 37H254V36H253ZM257 37H258V36H257ZM46 38H47V37H46ZM51 38H52V37H51ZM85 38H87V37L85 36ZM88 38H89V37H88ZM90 38H91V37H90ZM95 38H96V37H95ZM115 38H116V37H115ZM130 38H131V37H130ZM137 38H138V37H137ZM139 38H140V37H139ZM155 38H156V37H155ZM155 38H153V39H155ZM163 38H164V37H163ZM171 38H170V39H171ZM211 38H212V37H211ZM217 38H218V37H217ZM219 38H220V37H219ZM224 38H225V37H224ZM232 38H233V37H232ZM236 38H238V37H236ZM255 38H256V37H255ZM1 39H2V38H1ZM14 39H15V38H14ZM19 39H20V38H19ZM41 39H42V38H41ZM134 39H135V38H134ZM147 39H148V37H147ZM158 39H160V38H158ZM234 39H235V38H234ZM249 39H250V38H249ZM253 39H254V38H253ZM79 40H80V39H79ZM91 40H92V39H91ZM91 40H90V41H91ZM96 40H97V39H96ZM140 40H141V39H140ZM155 40H156V39H155ZM185 40H186V38H185ZM190 40L192 41V39H190ZM207 40H208V39H207ZM254 40H255V39H254ZM256 40H257V39H256ZM258 40H259V39H258ZM23 41H24V40H22V42H23ZM51 41H52V40H51ZM58 41H60V40H58ZM87 41H89V39H88ZM99 41H101V40H99ZM129 41H130V40H129ZM143 41H144V40H143ZM160 41H161V40H160ZM160 41H158V42H160ZM167 41H168V40H167ZM180 41H181V40H180ZM217 41H218V40H217ZM221 41H222V40H221ZM225 41H226V40H225ZM237 41H238V40H237ZM244 41H245V40H244ZM246 41H247V40H246ZM249 41H250V40H249ZM249 41H248V43H249ZM251 41H252V39H251ZM263 41H264V40H263ZM4 42H5V41H4ZM26 42H27V41H26ZM107 42H108V41H107ZM182 42H183V41H182ZM188 42H189V41H188ZM188 42H187V43H188ZM197 42H198V41H197ZM227 42H228V41H227ZM230 42H231V41H230ZM255 42H257V44H258L259 41H255ZM55 43H56V42H55ZM57 43H58V42H57ZM81 43H82V42H81ZM84 43H85V42H84ZM97 43H99V42H97ZM121 43H122V42H121ZM129 43H130V42H129ZM142 43H143V42H142ZM149 43H150V42H149ZM161 43H163V42H161ZM184 43H185V42H184ZM187 43H186V44H187ZM192 43H193V42H192ZM205 43H206V42H205ZM231 43H232V42H231ZM234 43H235V42H234ZM237 43H238V42H237ZM244 43H245V42H244ZM259 43H260V42H259ZM31 44H32V43H31ZM42 44H43V42H42ZM42 44H41V45H42ZM45 44H46V43H45ZM60 44H61V43H60ZM68 44H69V43H68ZM89 44H90V42H89ZM99 44H100V43H99ZM112 44H113V43H112ZM116 44H117V42H116ZM126 44H127V43H126ZM133 44H135V43H133ZM133 44H132V45H133ZM147 44H148V43H147ZM159 44H160V43H159ZM167 44H168V43H167ZM246 44H247V42H246ZM246 44H245V45H246ZM254 44H256V43H254ZM260 44H261V43H260ZM260 44H258V45H260ZM262 44H264V43H262ZM2 45H4V44H2ZM15 45H16V44H15ZM26 45H27V44H26ZM34 45H35V44H34ZM57 45H58V44H57ZM65 45H66V44H65ZM73 45H74V44H73ZM83 45H84V44H83ZM102 45H103V44H102ZM104 45H105V44H104ZM118 45L120 46V44H118ZM122 45H123V44H122ZM153 45H154V44H153ZM175 45H176V44H175ZM189 45H190V44H189ZM199 45H200V44H199ZM207 45H208V44H207ZM219 45H220V44H219ZM252 45H253V44H252ZM5 46H6V45H5ZM100 46H101V45H100ZM108 46H109V45H108ZM116 46H117V45H116ZM139 46H140V45H139ZM141 46H142V44H141ZM147 46H148V45H147ZM183 46H184V45H183ZM194 46H195V45H194ZM217 46H218V45H217ZM226 46H227V45H226ZM237 46H240V47H241L242 45H239V44H238ZM247 46H248V44H247ZM10 47H11V46H10ZM39 47H40V46H39ZM60 47H61V46H60ZM63 47H64V46H63ZM129 47H130V46H129ZM165 47H167V46H165ZM168 47H169V46H168ZM187 47H188V46H187ZM199 47H200V46H199ZM206 47H207V46H206ZM219 47H220V46H219ZM227 47H228V46H227ZM227 47H226V48H227ZM235 47H236V46H235ZM243 47H244V46H243ZM250 47H251V45H250ZM256 47H257V49H259L258 51L260 52L261 49H262L261 47H263V46H261L260 48H258L259 46L256 45ZM54 48H55V47H54ZM80 48H81V47H80ZM84 48H85V47H84ZM93 48L95 49V47H93ZM104 48H105V47H104ZM124 48H125V47H124ZM153 48H154V47H153ZM253 48H254V47H253ZM7 49H8V48H7ZM9 49H10V48H9ZM66 49H67V48H66ZM68 49H69V48H68ZM89 49H90V48H89ZM115 49H116V48H115ZM126 49H127V48H126ZM189 49H190V48H189ZM192 49H193V48H192ZM195 49H196V48H195ZM197 49H198V48H197ZM215 49H216V48H215ZM239 49H240V48H239ZM247 49H248V48H247ZM263 49H264V47H263ZM263 49H262V51H263ZM58 50H59V49H58ZM75 50H76V49H75ZM81 50H82V49H81ZM81 50H80V51H81ZM102 50H104V49H102ZM109 50H110V49H109ZM135 50H136V49H135ZM145 50H146V49H145ZM145 50H144V51H145ZM157 50H158V49H157ZM166 50H167V49H166ZM178 50H180V48H179ZM178 50H177V52H178ZM181 50H182V49H181ZM185 50H186V48H185ZM204 50H205V49H204ZM209 50H210V49H209ZM232 50H233V49H232ZM240 50H242V49H240ZM244 50H245V49H244ZM244 50H243V51H244ZM251 50H252V49H251ZM254 50H255V52L258 53V51H257L256 49H254ZM254 50H253V51H254ZM0 51H1V50H0ZM3 51H4V50H3ZM56 51H57V50H56ZM89 51H93V50L91 49V50H88V52H89ZM95 51H96V50H95ZM107 51H108V50H107ZM131 51H132V50H131ZM136 51H137V50H136ZM146 51H147V50H146ZM171 51H172V50H171ZM194 51H195V50H194ZM198 51H199V50H198ZM221 51H222V50H221ZM238 51H239V50H238ZM246 51H247V50H246ZM248 51H249V49H248ZM9 52H10V51H9ZM72 52H73V51H72ZM74 52H75V51H74ZM99 52H100V51H99ZM101 52H102V51H101ZM175 52H176V51H175ZM181 52H183V51H181ZM181 52H180V53H181ZM184 52H185V51H184ZM187 52H188V50H187ZM201 52H203V51H201ZM206 52H207V51H206ZM225 52H227V51H225ZM33 53H35V52H33ZM36 53H37V52H36ZM59 53H60V52H59ZM85 53H86V52H85ZM92 53H93V52H92ZM102 53H103V52H102ZM112 53H113V52H112ZM112 53H111V54H112ZM123 53H124V52H123ZM136 53H137V52H136ZM143 53H144V52H143ZM143 53H142V54H143ZM150 53H151V52H150ZM178 53H179V52H178ZM185 53H186V52H185ZM204 53H205V52H204ZM204 53H203V54H204ZM238 53H239V52H238ZM244 53H245V52H244ZM244 53H242V54H244ZM249 53H250V52H249ZM263 53H264V52H263ZM263 53H262L261 55H264ZM7 54H8V53H7ZM61 54H62V53H61ZM77 54H78V53H77ZM80 54H81V53H80ZM86 54H87V53H86ZM103 54H104V53H103ZM140 54H141V53H140ZM142 54H141V55H142ZM170 54H171V53H170ZM183 54H184V53H183ZM183 54H182V55H183ZM188 54H189V53H188ZM223 54H224V53H223ZM247 54H248V52H247ZM9 55H10V54H9ZM41 55H42V54H41ZM63 55H64V54H63ZM63 55H62V56H63ZM78 55H79V54H78ZM78 55H77V56H78ZM84 55H85V54H84ZM93 55H94V54H93ZM101 55H102V54H101ZM106 55H107V54H106ZM126 55H127V54H126ZM138 55H139V54H138ZM176 55H177V54H176ZM184 55H185V54H184ZM184 55H183V56H184ZM186 55H187V53H186ZM201 55H202V54H201ZM212 55H213V54H212ZM228 55H229V54H228ZM232 55H233V54H232ZM239 55H240V54H239ZM259 55H260V53H259ZM68 56H69V55H68ZM72 56H73V55H71V57H72ZM75 56H76V54H75ZM80 56H81V55H80ZM87 56H88V55H86V56H84V57H87ZM94 56H95V55H94ZM98 56L100 57V54H99ZM113 56H114V55H113ZM129 56H131V55H129ZM133 56H134V55H133ZM133 56L131 57L132 59L134 58ZM154 56H155V55H154ZM174 56H175V55H174ZM180 56H181V55H180ZM187 56H188V55H187ZM199 56H200V54H199ZM0 57H1V56H0ZM5 57H7V56H5ZM33 57H34V56H33ZM88 57H89V56H88ZM88 57H87L86 59H88V61H89V58H88ZM102 57H103V56H102ZM104 57H105V55H104ZM106 57H109V56L107 55ZM106 57H105V58H106ZM110 57H111V56H110ZM123 57H124V55H123ZM135 57H136V56H135ZM142 57H143V56H142ZM166 57H167V56H166ZM177 57H178V56H176V58H177ZM188 57H189V56H188ZM196 57H197V56H196ZM211 57H212V56H211ZM213 57H214V56H213ZM228 57H229V56H228ZM254 57H255V56H254ZM256 57H257V56H256ZM10 58H11V57H10ZM34 58H35V57H34ZM41 58H42V57H41ZM63 58H64V57H63ZM68 58H70V57H68ZM82 58H83V57H82ZM147 58H148V57H147ZM174 58H175V57H174ZM182 58H183V57H182ZM214 58H215V57H214ZM238 58H239V57H238ZM260 58H261V56H260ZM71 59H72V58H71ZM80 59H81V58H80ZM83 59H85V58H83ZM86 59H85V60H86ZM112 59H113V58H112ZM114 59H115V58H114ZM116 59H117V58H116ZM151 59H153V58H151ZM154 59H155V58H154ZM156 59H157V58H156ZM177 59H178V58H177ZM186 59H187V58H186ZM189 59H190V58H189ZM243 59H244V58H243ZM246 59H247V58H246ZM246 59H245V60H246ZM257 59H258V57H257ZM261 59H263V58H261ZM12 60H13V58H12ZM72 60H73V59H72ZM90 60H91V59H90ZM120 60H123V59H120ZM134 60H135V58H134ZM139 60H140V59H139ZM178 60H179V59H178ZM180 60H181V59H180ZM192 60H193V59H192ZM221 60H222V59H221ZM231 60H232V58H231ZM241 60H242V59H241ZM251 60H252V59H251ZM253 60H256V59H253ZM253 60H252V61H253ZM10 61H11V60H10ZM13 61H14V60H13ZM38 61H39V60H38ZM60 61H61V60H60ZM73 61H74V60H73ZM81 61H83V60H81ZM81 61H80V62H81ZM88 61H86L87 63L84 61V62L86 63V65H85V63H83V65H85V67H86L87 64L89 63ZM100 61H103V60L100 59ZM127 61H128V60L126 59V61H124V62L127 63ZM132 61H133V60H132ZM172 61H173V60H172ZM201 61H202V60H201ZM203 61H204V60H203ZM237 61H238V60H237ZM247 61L249 62V60H247ZM258 61H259V60H257V62H258ZM91 62H92V61H91ZM105 62H106V60H105ZM105 62H104V63H105ZM124 62H122V63H124ZM143 62H144V61H143ZM149 62H150V60H149ZM168 62H169V61H168ZM176 62H177V60H176ZM232 62H234V61H232ZM243 62H244V61H243ZM245 62H246V61H245ZM262 62H263V61H262ZM35 63H36V62H35ZM67 63H68V61H67ZM106 63H107V62H106ZM119 63H121V62H119ZM122 63H121V64H122ZM178 63H179V62H178ZM184 63H185V62H183V64H184ZM218 63H219V62H218ZM222 63H223V62H222ZM222 63H221V64H222ZM234 63H235V62H234ZM238 63H239V62H238ZM10 64H11V63H10ZM12 64H13V63H12ZM15 64H16V63H15ZM81 64H82V63H81ZM100 64H101V63H100ZM100 64H99V65H100ZM121 64H120V65H121ZM128 64L130 65V63H128ZM135 64H136V63H135ZM135 64H133V65L135 66ZM155 64H156V63H155ZM214 64H215V63H214ZM221 64H220V65H221ZM228 64H229V62H228ZM232 64H233V63H232ZM245 64H246V63H245ZM250 64H251V63H250ZM7 65H8V64H7ZM60 65H61V64H60ZM65 65H66V64H65ZM105 65H106V64H105ZM117 65H118V64H117ZM129 65H128V67H129ZM139 65H140V64H139ZM143 65H144V64H143ZM172 65H173V64H172ZM184 65H185V64H184ZM203 65H204V64H203ZM216 65H217V64H216ZM235 65H236V64H235ZM237 65H238V64H237ZM241 65H242V64H241ZM243 65H244V64H243ZM247 65H248V64H247ZM53 66H54V65H53ZM70 66H71V65H70ZM76 66H77V65H76ZM78 66H79V64H78ZM122 66H123V65H121V67H122ZM150 66H151V65H150ZM154 66H155V65H154ZM193 66H194V65H193ZM229 66H230V65H229ZM233 66H234V64H233ZM244 66H245V65H244ZM5 67H6V66H5ZM9 67H10V66H9ZM51 67H52V66H51ZM58 67H59V66H58ZM61 67H62V66H61ZM80 67H81V66H79V68H80ZM90 67H91V66H90ZM90 67L87 66V69H86V71H85L86 76H88V79H90L92 82H94V84H95V86H96V89H97V87H98V88L100 89V91H103V92H104V91H105V90H104L105 88L103 87L104 84L102 85V83H104V82H101L102 79L100 78V79H101V80H100V79H99V76H98V74H99L100 72H99V73H97V71L94 72V71L91 70ZM124 67H125V65H124ZM136 67H137V66H136ZM171 67H172V66H171ZM179 67H180V66H179ZM179 67H178V68H179ZM239 67H240V66H239ZM242 67H243V66H242ZM253 67H254V66H253ZM257 67H259V66H257ZM260 67H261V66H260ZM263 67H264V66H263ZM63 68H64V67H63ZM83 68H84V66H83ZM104 68H105V67H103V70H104ZM110 68H111V67H110ZM118 68H119V67H118ZM138 68H140V67H138ZM141 68H142V67H141ZM153 68H155V67H153ZM207 68H208V67H207ZM225 68H226V67H225ZM228 68H229V67H228ZM232 68H233V67H232ZM247 68H248V67H246V69H247ZM255 68H256V67H255ZM16 69H17V68H16ZM106 69H108L107 65H106ZM131 69H132V68L130 67V70H131ZM133 69H134V68H133ZM143 69H144V68H143ZM148 69H149V68H148ZM180 69H181V67H180ZM222 69H223V68H222ZM230 69H231V67H230ZM248 69L250 70V68H248ZM248 69H247V70H248ZM256 69H257V68H256ZM6 70H7V68H6ZM55 70H56V69H55ZM69 70H70V69H69ZM79 70H81V69H79ZM82 70H83V69H82ZM95 70H96V69H95ZM103 70H102V71H103ZM115 70H116V68L114 69V71H115ZM135 70H136V69H135ZM141 70H142V69H141ZM166 70H167V69H166ZM187 70H188V69H187ZM187 70H186V71H187ZM196 70H197V69H196ZM208 70H209V69H208ZM214 70H215V68H214ZM247 70H246V72H247ZM259 70H260V69L258 68V71H259ZM263 70H264V68H263ZM7 71H8V70H7ZM16 71H17V70H16ZM64 71H65V70H64ZM74 71H75V70H74ZM106 71H107V70H106ZM111 71H112V70H111ZM144 71H145V70H144ZM158 71H159V70H158ZM210 71H211V70H210ZM215 71H216V70H215ZM217 71H218V70H217ZM221 71H222V70H221ZM223 71H225V70H223ZM230 71H231V70H230ZM235 71H236V70H235ZM253 71H254V70H253ZM253 71H252V72H253ZM255 71H256V70H255ZM258 71H257V72H258ZM50 72H51V71H50ZM76 72H77V71H76ZM78 72H79V71H78ZM108 72H109V71H108ZM108 72H107V73H108ZM118 72H119V71H118ZM125 72H126V71H125ZM133 72H134V70H133L132 72L129 71V72L127 73L128 75H125V77L128 76V78L131 80V82H132L133 80L135 81V79H136V80L139 79V78H138V75L136 74V71H135V73H133ZM160 72H161V71H160ZM198 72H199V71H198ZM198 72H197V73H198ZM200 72H201V71H200ZM211 72H212V71H211ZM231 72H232V71H231ZM17 73H18V71H17ZM54 73H55V72H54ZM83 73H84V72H83ZM87 73H88V74H87ZM96 73H97V74H96ZM107 73H106V74H107ZM111 73H112V72H111ZM114 73H115V72H114ZM123 73H124V72H123ZM137 73H138V72H137ZM141 73H142V72H141ZM141 73H138V74H141ZM156 73H157V72H156ZM164 73H165V72H164ZM184 73H185V72H184ZM194 73H195V72H193V74H194ZM212 73H213V72H212ZM221 73H222V72H221ZM241 73H242V72H241ZM249 73H250V72H249ZM260 73H261V72H260ZM56 74H57V73H56ZM69 74H70V73H69ZM101 74H102V73H101ZM125 74H126V73H125ZM198 74H199V73H198ZM203 74H204V73H203ZM210 74H211V73H210ZM224 74H225L224 76L226 77V72H225ZM231 74H232V73H231ZM244 74H245V73H244ZM254 74H255V73H254ZM0 75H1V74H0ZM57 75H58V74H57ZM79 75H80V74H79ZM107 75H108V74H107ZM109 75H110V74H109ZM117 75H119V74H117ZM185 75H186V74H185ZM200 75H201V74H200ZM227 75H228V74H227ZM236 75H237V74H236ZM249 75H250V74H249ZM260 75L263 76L262 74H260ZM260 75H259V76H260ZM71 76H72V75H71ZM81 76H82V75H81ZM81 76H79V77H81ZM113 76H114V75H113ZM139 76H140V75H139ZM141 76H142V74H141ZM163 76H164V75H163ZM188 76H189V74H188ZM212 76H213V75H212ZM253 76H254V75H253ZM255 76H256V75H255ZM10 77H11V76H10ZM121 77H122V76H121ZM121 77H119V78H121ZM123 77H124V76H123ZM125 77H124V78H125ZM143 77H144V76H143ZM210 77H211V76H210ZM216 77H217V76H216ZM218 77H219V75H218ZM235 77H236V76H235ZM241 77H242V75H241ZM241 77H240V78H241ZM60 78H61V77H60ZM70 78H71V77H70ZM115 78H117L116 75H115ZM186 78H187V77H186ZM193 78H194V76H193ZM206 78H207V77H206ZM229 78H230V77H229ZM253 78H254V77H253ZM0 79H1V78H0ZM77 79H78V78H77ZM126 79H127V78H126ZM126 79H122V80H125V82H126ZM169 79H170V78H169ZM221 79H222V78H221ZM232 79H233V78H232ZM232 79H231V81H232ZM236 79H238V78H236ZM243 79H244V78H243ZM262 79H263V78H262ZM262 79H261V80H262ZM5 80H6V79H5ZM57 80H60V79H57ZM62 80H63V79H62ZM82 80H83V79H82ZM84 80H85V79H84ZM90 80H89V81H90ZM110 80H111V79H110ZM113 80H114V78H113ZM193 80H194V79H193ZM202 80H203V79H202ZM228 80H229V79H228ZM238 80H239V79H238ZM64 81H65V80H64ZM72 81H73V80H72ZM91 81H90V83H91ZM114 81H116V80H114ZM117 81H118V78H117ZM128 81H129V80H128ZM139 81H140V80H139ZM162 81H164V80H162ZM210 81H211V80H210ZM236 81H237V80H236ZM247 81H248V80H247ZM60 82H62V81L60 80ZM81 82H82V81H81ZM119 82L121 83V79L119 80ZM125 82H123V83L126 84ZM189 82H190V81H189ZM192 82H193V81H192ZM195 82H196V81H195ZM200 82H201V81H200ZM221 82H222V81H221ZM223 82H224V81H223ZM225 82H226V81H225ZM240 82H241V80H240ZM262 82H263V81H262ZM3 83H4V82H3ZM70 83H71V82H70ZM70 83H68V85H69ZM76 83H77V82H76ZM76 83H75V84H76ZM87 83H88V82H87ZM116 83H117V82H116ZM120 83H119V84H120ZM128 83H130V82H128ZM142 83H143V82H142ZM168 83H169V81H168ZM185 83H186V82H185ZM193 83H194V82H193ZM218 83H219V82H218ZM226 83H227V82H226ZM226 83H225V84H226ZM250 83H252V81H251ZM65 84H66V83H65ZM78 84H80V83H78ZM92 84H93V83H92ZM110 84H111V83H110ZM130 84H131V83H130ZM134 84H135V83H134ZM195 84H197V83H195ZM199 84H200V83H199ZM213 84H214V82L212 83V85H213ZM243 84H244V80H243ZM256 84H257V83H256ZM28 85H29V84H28ZM55 85H57V84H55ZM60 85H62V84H60ZM63 85H64V83H63ZM164 85H165V84H164ZM208 85H210V84H208ZM212 85H211V86H212ZM215 85H216V83H215ZM231 85H232V84H231ZM234 85H235V84H234ZM239 85H240V84H239ZM260 85H261V84H260ZM85 86H86V85H85ZM104 86H105V85H104ZM120 86H122V85H120ZM123 86H124V85H123ZM123 86H122V87H123ZM127 86H128V85H127ZM136 86H137V85H136ZM196 86H197V85H196ZM248 86H249V85H248ZM252 86H253V85H252ZM262 86H263V85H262ZM5 87H6V86H5ZM78 87H79V86H78ZM188 87H189V86H188ZM205 87H207V86H205ZM234 87H235V86H234ZM246 87H247V85H246ZM254 87H257V86H254ZM46 88H47V87H46ZM54 88H55V87H54ZM66 88H67V87H66ZM73 88H74V86H73ZM84 88H85V87H84ZM109 88H110V87H109ZM130 88H131V87H130ZM150 88H151V87H150ZM169 88H170V87H169ZM194 88H195V87H194ZM197 88H198V87H197ZM236 88H237V90H239L238 87H236ZM57 89H58V88H57ZM75 89H76V88H74V90H75ZM99 89H98V90H99ZM124 89H126V87H125ZM221 89H222V88H221ZM231 89H232V88H231ZM246 89H247V88H246ZM250 89H251V88H250ZM262 89H263V88H262ZM35 90H37V89H35ZM40 90H41V89H40ZM47 90H48V89H47ZM49 90H50V89H49ZM78 90H79V89H78ZM86 90H87V89H86ZM148 90H149V88H148ZM184 90H185V89H184ZM227 90H228V89H227ZM240 90H241V89H240ZM240 90H239V91H240ZM27 91H29V89H28ZM32 91H33V90H32ZM88 91H89V90H88ZM96 91H97V90H96ZM100 91H99V92H100ZM137 91H138V90H137ZM142 91H145V90H142ZM169 91H173V90H169ZM194 91H195V90H194ZM225 91H226V90H225ZM243 91H244V89H243ZM245 91H246V90H245ZM247 91H248V90H247ZM253 91H254V90H253ZM29 92H30V91H29ZM53 92H54V91H53ZM147 92H148V91H147ZM147 92H146V93H147ZM201 92H202V90H201ZM204 92H206V90H205ZM204 92H203V93H204ZM207 92H208V91H207ZM211 92H214V91H211ZM215 92H216V91H215ZM218 92H219V91H218ZM236 92H237V91H236ZM32 93H33V92H32ZM56 93H57V92H56ZM66 93H67V92H66ZM70 93H71V92H70ZM70 93H69V94H70ZM78 93H80V92H78ZM85 93H86V92H85ZM85 93H84V94H85ZM140 93H142V92L140 91ZM169 93H170V92H169ZM175 93H177V92H175ZM183 93H184V92H183ZM221 93H222V92H221ZM229 93H230V91H229ZM238 93H239V92H238ZM30 94H31V93H30ZM34 94H35V93H34ZM54 94H55V93H54ZM64 94H65V93H64ZM87 94H88V92H87ZM93 94H94V93H93ZM105 94H107V93H105ZM108 94H109V93H108ZM121 94H122V93H121ZM134 94H135V93H134ZM138 94H139V92H138ZM201 94H202V93H201ZM207 94H208V93H207ZM213 94H214V93H213ZM213 94H212V96L215 97V95H213ZM222 94H223V93H222ZM239 94H240V93H239ZM59 95H61V94H59ZM76 95H77V94H76ZM78 95H79V94H78ZM95 95H96V94H95ZM97 95H98V94H97ZM126 95H127V94H126ZM209 95H210V94H209ZM240 95H241V94H240ZM240 95H239V96H240ZM242 95H243V94H242ZM242 95H241V96H242ZM23 96H24V95H23ZM92 96H93V95H92ZM114 96H115V95H114ZM132 96H133V94H132ZM138 96H140V95H138ZM138 96H137V97H138ZM145 96H146V94H145ZM175 96H176V95H175ZM193 96H194V95H193ZM217 96H218V95H217ZM217 96H216V97H217ZM232 96H233V95L231 94V97H232ZM241 96H240V98H241ZM254 96H255V95H254ZM259 96H260V94H259ZM26 97H27V96H26ZM28 97H29V96H28ZM33 97H34V96H33ZM36 97H37V96H36ZM45 97H46V96H45ZM79 97H80V96H79ZM97 97H98V96H97ZM108 97H109V96H108ZM142 97H143V96H142ZM151 97H152V96H151ZM186 97H188V96H186ZM227 97H228V96H227ZM244 97H245V96H244ZM244 97H242V98H244ZM37 98H38V97H37ZM39 98H40V96H39ZM46 98H47V97H46ZM64 98H65V97H64ZM100 98H102V97H100ZM106 98H107V97H106ZM106 98H105V99H106ZM120 98H121V97H120ZM138 98H139V97H138ZM138 98H137V99H138ZM173 98H174V96H173ZM177 98H178V97H177ZM235 98H236V97H235ZM235 98H234V100H235ZM238 98H239V97H238ZM249 98H250V97H249ZM256 98H257V97H256ZM4 99H5V98H4ZM59 99H60V96H59L58 100H59ZM109 99H110V98H109ZM135 99H136V98H135ZM137 99H136V100H137ZM143 99H144V97H143ZM209 99H210V97H209ZM226 99H227V98H226ZM230 99H231V98H230ZM244 99H245V98H244ZM246 99H247V98H246ZM259 99H260V98H259ZM5 100H6V99H5ZM5 100H4V101H5ZM37 100H38V99H37ZM63 100H64V99H63ZM88 100L90 101V99H88ZM115 100H116V99H115ZM117 100H118V99H117ZM129 100H130V99H129ZM132 100H133V98H132ZM144 100H145V99H144ZM172 100H174V99H172ZM231 100H232V99H231ZM240 100H242V99H240ZM253 100H254V99H253ZM0 101H1V100H0ZM41 101H42V100H41ZM50 101H51V100H50ZM50 101H49V102H50ZM52 101H53V100H52ZM60 101H61V100H60ZM91 101H92V100H91ZM105 101H106V100H105ZM148 101H149V100H148ZM170 101H171V99H170ZM174 101H176V100H174ZM180 101H181V100H180ZM211 101H212V100H211ZM214 101H216V99H215ZM218 101H219V100H218ZM235 101H236V100H235ZM235 101H234V104H235ZM242 101H243V100H242ZM44 102H45V101H44ZM62 102H63V101H62ZM94 102H95V101H94ZM98 102H99V101H98ZM126 102H127V101H126ZM128 102H129V101H128ZM142 102H143V101H142ZM142 102H141V103H142ZM145 102H146V101H145ZM168 102H169V101H168ZM176 102H177V101H176ZM189 102H190V101H189ZM193 102H194V101H193ZM197 102H198V100H197ZM207 102H208V101H207ZM224 102H225V100H224ZM224 102H223V103H224ZM236 102H237V103H236V105H237L239 101H236ZM245 102H247V101H245ZM259 102H260V101H259ZM259 102H258V103H259ZM56 103H57V102H56ZM64 103H65V102H64ZM83 103H84V102H83ZM124 103H125V102H124ZM131 103H132V101H131ZM134 103H135V101H134ZM139 103H140V101H139ZM139 103H138V104H139ZM170 103H171V102H170ZM180 103H181V102H180ZM185 103H186V102H185ZM195 103H196V102H195ZM213 103H214V102H213ZM220 103H221V102H220ZM247 103H248V102H247ZM250 103H251V102H250ZM4 104H5V103H4ZM8 104H9V103H8ZM10 104H11V103H10ZM40 104H41V102H40ZM44 104H45V103H44ZM46 104H47V103H46ZM54 104H55V103H54ZM59 104H60V103H59ZM96 104H97V102H96ZM105 104H106V105H105V110H104V112L101 111V112H103V117H102V123H104V128H103V130H104L105 134H107V135H108V134L111 135V133H113V131H114V130L112 129V126H113V125H112V121H113V120L111 119L112 117L110 118V116H113V115L110 113V111H111V110H110V106H111V104H110V103L107 104V102H106ZM127 104H128V103H127ZM148 104H149V103H148ZM155 104H156V103H155ZM190 104H193V103H190ZM248 104H249V103H248ZM248 104H247V106H248ZM261 104H262V103H261ZM263 104H264V103H263ZM24 105H25V104H24ZM61 105L63 106V104H61ZM64 105H65V104H64ZM79 105H80V104H79ZM88 105H89V104H88ZM97 105H98V104H97ZM102 105H103V104H102ZM109 105H110V106H109ZM113 105H115V104H113ZM125 105H126V104H125ZM130 105H131V104H130ZM132 105H133V104H132ZM169 105H170V104H169ZM177 105H178V104H177ZM177 105H176V106H177ZM213 105H215V104H213ZM254 105H255V104H254ZM13 106H14V105H13ZM49 106H51V105L49 104ZM71 106H72V105H71ZM76 106H77V105H76ZM123 106H124V105H123ZM133 106H135V105H133ZM144 106H145V104H144ZM151 106H152V105H151ZM158 106H159V105H158ZM158 106H157V107H158ZM180 106H181V105H180ZM180 106H179V107H180ZM188 106H189V105H188ZM191 106H192V105H191ZM197 106H198V105H197ZM210 106H211V105H210ZM225 106H226V105H225ZM225 106H224V108H225ZM232 106H233V105H232ZM232 106H231V107H232ZM252 106H253V105H252ZM263 106H264V105H263ZM16 107H17V106H16ZM18 107H19V106H18ZM25 107H26V106H25ZM59 107H60V106H59ZM59 107H58V108H59ZM64 107H65V106H64ZM66 107H67V106H66ZM69 107H70V106H69ZM82 107H83V106H82ZM131 107H132V106H131ZM131 107H130V108H131ZM139 107H141V106L139 105ZM162 107H163V106H162ZM172 107H173V106H172ZM189 107H190V106H189ZM212 107H213V106H212ZM229 107H230V106H229ZM233 107H234V106H233ZM238 107H239V106H238ZM254 107H255V106H254ZM11 108H12V107H11ZM14 108H15V106H14ZM14 108H13V109H14ZM62 108H63V107H62ZM89 108H90V106H89ZM100 108H102V107H100ZM135 108H136V107H135ZM159 108H160V107H159ZM165 108H166V107H165ZM217 108H218V107H217ZM234 108H235V107H234ZM247 108H248V107H247ZM258 108H259V107H258ZM260 108H261V107H260ZM260 108H259V109H260ZM27 109H28V108H27ZM56 109H57V108H56ZM71 109H72V108H71ZM74 109H75V108H74ZM91 109H93V108H91ZM91 109H90V110H91ZM95 109H96V108H95ZM119 109H120V108H119ZM131 109H132V108H131ZM151 109H152V108H151ZM178 109H180V108H178ZM230 109H231V108H230ZM230 109H229V110H230ZM239 109H240V108H239ZM244 109H245V108H244ZM249 109H250V108H249ZM261 109H262V108H261ZM17 110H18V109H16V111H17ZM48 110H49V109H48ZM50 110H51V109H50ZM59 110H60V109H58V111H59ZM63 110H64V108H63ZM68 110H69V109H68ZM80 110H81V109H80ZM129 110H130V109H129ZM139 110H140V109H139ZM142 110H143V109H142ZM142 110H141V111H142ZM161 110L163 111V109H161ZM165 110H166V109H165ZM173 110H174V109H173ZM200 110H201V109H200ZM206 110H207V109H206ZM225 110H226V109H225ZM233 110H234V109H233ZM236 110H237V109H235V111H236ZM242 110H243V108H242ZM53 111H54V109H53ZM114 111H115V110H114ZM120 111H121V109H120ZM122 111H124V110H122ZM134 111H138V110H134ZM134 111H132V113H135ZM171 111H172V110H171ZM186 111H187V110H186ZM226 111H227V110H226ZM230 111H231V110H230ZM257 111H258V110H257ZM0 112H1V111H0ZM20 112H21V111H20ZM48 112H49V111H48ZM65 112H66V111H65ZM128 112H129V111H128ZM187 112H188V111H187ZM204 112H205V111H204ZM204 112H203V113H204ZM215 112H216V111H215ZM222 112H223V111H222ZM260 112H261V111H260ZM5 113H6V112H5ZM17 113H18V111H17ZM37 113H38V112H37ZM56 113H57V112H56ZM56 113H55V115H56ZM59 113H60V111H59ZM67 113H68V112H67ZM70 113H71V111H70ZM77 113H78V112H77ZM83 113H84V112H83ZM98 113H99V112H98ZM112 113H113V112H112ZM120 113H121V112H119L118 114H120ZM129 113H131V112H129ZM219 113H220V112H219ZM224 113H225V111H224ZM228 113H229V112H228ZM231 113H232V112H231ZM235 113H236V112H235ZM247 113H248V114L250 113V112H248V109H247ZM255 113H256V112H255ZM48 114H49V113H48ZM87 114H88V113H87ZM99 114H100V113H99ZM124 114H125V113H124ZM126 114H127V113H126ZM126 114H125V115H126ZM149 114H150V113H149ZM157 114H158V113H157ZM162 114H163V113H162ZM176 114H177V113H176ZM176 114H175V115H176ZM178 114H179V113H178ZM182 114H183V113H182ZM189 114H190V113H189ZM196 114H197V113H196ZM209 114H210V113H209ZM220 114H221V113H220ZM220 114H219V115H220ZM225 114H226V113H225ZM237 114H238V113H237ZM239 114L243 115L244 113H243V114H242V113H239ZM258 114L260 115L259 112H258ZM258 114H257V115H258ZM6 115H7V113H6ZM27 115H28V114H27ZM51 115H52V114H51ZM85 115H86V114H85ZM122 115H123V113L121 114V116H122ZM125 115H124L123 117H125ZM128 115H129V114H128ZM128 115H127V116H128ZM144 115H145V114H144ZM146 115H148V113H147ZM179 115H180V114H179ZM199 115H200V113H199ZM222 115H223V114H222ZM228 115H229V114H228ZM13 116H14V115H13ZM72 116H73V115H72ZM81 116H82V114H81ZM115 116H116V114H115ZM118 116H120V115H118ZM132 116L134 117V115H132ZM150 116H151V115H150ZM150 116H148V117L150 118ZM159 116H160V115H159ZM220 116H221V115H220ZM220 116H219V118H220ZM225 116H226V115H225ZM234 116H235V115H234ZM236 116H237V115H236ZM247 116H249V115H247ZM18 117H20V116H18ZM23 117H24V116H23ZM31 117H32V116H31ZM75 117H78V116H76V114H75ZM79 117H80V115H79ZM88 117H89V116H88ZM92 117H93V116H92ZM94 117H95V116H94ZM128 117H131V116L129 115ZM133 117H132V120H131V121L134 120ZM139 117H140V116H139ZM146 117H147V116H146ZM157 117H158V116H157ZM161 117H162V116H161ZM197 117H198V116H197ZM199 117H200V116H199ZM210 117H211V116H210ZM210 117H208V118H210ZM212 117H213V116H212ZM215 117H216V116H215ZM215 117H214V118H215ZM227 117H229V116H227ZM227 117H226V119H227ZM241 117H242V116H241ZM258 117H259V116H258ZM262 117H263V116H262ZM55 118H56V117H55ZM80 118H81V117H80ZM80 118H79V119H80ZM83 118H85V116H84ZM86 118H87V117H86ZM113 118H114V116H113ZM117 118H118V117H117ZM134 118H135V117H134ZM143 118H145V116H144ZM224 118H225V117H224ZM237 118H238V117H237ZM239 118H240V115H239ZM251 118H252V117H251ZM256 118H257V117H256ZM74 119H75V118H74ZM97 119H98V118H97V116H96V120H97ZM125 119H126V118H125ZM125 119H123V120H125ZM127 119H128V118H127ZM135 119H136V118H135ZM151 119H152V118H151ZM184 119H185V118H184ZM192 119H193V118H192ZM211 119H213V118H211ZM216 119H217V118H216ZM229 119H230V118H229ZM247 119H248V117H247ZM3 120H4V119H3ZM18 120H19V119H18ZM35 120H36V119H34V121H35ZM69 120H70V119H69ZM84 120H85V119H84ZM89 120H91V119H89ZM92 120H93V119H92ZM99 120H100V119H99ZM116 120H117V119H116ZM123 120H122V121H123ZM146 120H147V119H146ZM148 120H149V119H148ZM187 120H188V119H187ZM195 120H196V118H195ZM227 120H228V119H227ZM236 120H237V119H236ZM238 120H239V119H238ZM242 120H243V117H242ZM248 120H249V119H248ZM250 120H251V119H250ZM255 120H256V119H255ZM13 121H15V120H13ZM34 121H33V122H34ZM76 121H77V120H76ZM114 121H115V120H114ZM114 121H113V122H114ZM125 121H126V120H125ZM214 121H215V120H214ZM220 121H222V120H220ZM258 121H259V120H258ZM33 122H32V123H33ZM58 122H59V121H58ZM68 122H69V121H68ZM71 122H72V121H71ZM88 122H89V121H88ZM90 122H91V121H90ZM98 122H99V121H98ZM199 122H200V121H199ZM202 122H203V121H202ZM202 122H201V123H202ZM240 122H242V121H240ZM244 122H245V121H244ZM244 122H243L242 125H244ZM250 122L252 123V121H250ZM80 123H81V122H80ZM92 123H93V122H92ZM94 123H95V122H94ZM114 123H115V122H114ZM129 123H130V122H129ZM203 123H204V122H203ZM218 123H220V122H218ZM222 123H223V122H222ZM222 123H221V124H222ZM224 123H228V122L225 121ZM236 123H237V122H236ZM238 123H239V122H238ZM247 123H248V122H247ZM259 123L261 124V122H259ZM12 124H13V123H12ZM14 124H15V123H14ZM85 124H86V123H85ZM127 124H128V123H126L125 125H127ZM137 124H138V123H137ZM137 124H136V125H137ZM212 124H213V123H212ZM216 124H217V123H216ZM255 124H256V123H255ZM0 125H1V124H0ZM5 125H6V124H5ZM27 125H28V124H27ZM62 125H63V124H62ZM81 125H82V124H81ZM99 125H100V124H99ZM101 125H102V124H101ZM145 125H146V123H145ZM156 125H157V124H156ZM214 125H215V124H214ZM228 125H229V124H228ZM236 125H237V124H236ZM239 125H241V123H240ZM242 125H241V126H242ZM245 125H247V124L245 123ZM249 125H250V124H249ZM73 126H74V125H73ZM77 126H78V124H77ZM117 126H118V125H117ZM122 126H124V125H122ZM128 126H129V124L127 125V128H128V129H129V127H131V128H132V126L134 127V125L129 126V127H128ZM223 126H224V125H223ZM231 126H232V125H230V127H231ZM233 126H234V125H233ZM250 126H251V125H250ZM262 126H263V125H262ZM56 127H57V126H56ZM62 127H63V126H62ZM89 127H90V126H89ZM102 127H103V125H102ZM118 127H120V125H119ZM125 127H126V126H125ZM147 127H148V126H147ZM151 127H152V126H151ZM158 127H159V126H158ZM197 127H198V126H197ZM209 127H210V126H209ZM230 127H229V128H230ZM246 127H247V126H246ZM252 127H253V126H252ZM257 127H259V126H257ZM257 127H256V128H257ZM14 128H15V127H14ZM17 128H18V127H17ZM86 128H87V127H86ZM100 128H101V127H100ZM113 128H114V127H113ZM122 128H124V127H122ZM148 128H149V127H148ZM156 128H157V127H156ZM202 128H203V127H202ZM216 128H217V127H216ZM216 128H215V129H216ZM226 128H227V126H226ZM241 128H244V129H245V126H244V127L242 126ZM253 128H254V127H253ZM262 128H264V127H262ZM15 129H16V128H15ZM20 129H21V128H20ZM81 129H82V128H81ZM88 129H89V128H88ZM97 129H98V128H97ZM133 129H134V128H133ZM211 129H212V128H211ZM220 129H221V128H220ZM239 129H240V128H239ZM244 129H243V130H244ZM258 129H259V128H258ZM12 130H13V129H12ZM31 130H32V129H31ZM77 130H78V129H77ZM83 130H84V129H83ZM103 130H102V131H103ZM112 130H113V131H112ZM123 130H124V129H122V131H123ZM130 130H131V129H130ZM213 130H214V129H213ZM217 130H218V129H217ZM217 130H216V131H217ZM230 130H231V129H230ZM241 130H242V129H241ZM247 130H248V129H247ZM250 130H251V128H250ZM253 130H255V129H253ZM5 131H6V130H5ZM29 131H30V130H29ZM37 131H38V130H37ZM61 131H62V130H61ZM66 131H67V130H66ZM91 131H92V130H91ZM124 131H125V130H124ZM124 131H123L122 133H124ZM126 131H128V130H126ZM136 131H137V130H136ZM139 131H140V130H139ZM195 131H196V130H195ZM206 131H207V130H206ZM219 131H220V130H219ZM221 131H222V130H221ZM245 131H246V130H245ZM261 131H263V129H261ZM261 131H259V132H261ZM20 132H21V131H20ZM92 132H93V131H92ZM144 132H145V130H144ZM230 132H232V130H231ZM238 132H239V131H238ZM243 132H244V131H243ZM247 132L250 133V135H251V132H249V131H247ZM252 132L255 133L256 131H252ZM259 132H258V133H259ZM3 133H4V132H3ZM10 133H11V132H10ZM10 133H9V134H10ZM18 133H19V132H18ZM86 133H87V132H86ZM88 133H89V132H88ZM214 133H215V132H214ZM236 133H237V131H236ZM261 133H262V132H261ZM1 134H2V133H1ZM22 134H23V133H22ZM32 134H33V133H32ZM58 134H59V133H58ZM78 134H79V133H78ZM95 134H97V132H96ZM116 134H117V133H116ZM125 134H126V132H125ZM219 134H220V133H219ZM219 134H218V135H219ZM243 134H244V133H243ZM255 134H256V133H255ZM263 134H264V132H263ZM2 135H3V134H2ZM24 135H25V134H24ZM40 135H41V134H40ZM73 135H74V134H73ZM109 135H108V136H109ZM112 135H113V134H112ZM112 135H111V136H112ZM149 135H150V134H149ZM153 135H154V134H153ZM204 135H206V134H204ZM232 135H233V134H232ZM247 135H248V134H247ZM46 136H47V135H45V137H46ZM202 136H203V135H202ZM221 136H222V135H221ZM223 136H224V135H223ZM34 137H35V136H34ZM64 137H65V136H64ZM69 137H70V135H69ZM81 137H82V136H81ZM86 137L89 138V136H86ZM94 137H96V136H94ZM109 137H110V136H109ZM115 137H116V136H115ZM117 137H118V136H117ZM153 137H154V136H153ZM198 137H199V136H198ZM204 137H205V136H204ZM217 137H218V136H217ZM228 137H229V136H228ZM228 137H227V138H228ZM236 137H237V136H236ZM238 137H239V136H238ZM238 137H237V138H238ZM240 137H242L241 134H240ZM244 137H245V136H244ZM244 137H242V138H244ZM260 137H261V136H260ZM66 138H67V136H66ZM129 138H130V137H129ZM156 138H157V137H156ZM199 138H200V137H199ZM212 138H213V137H212ZM231 138H232V137H231ZM254 138H255V137H254ZM254 138H253V139H254ZM37 139H38V138H37ZM62 139H64V138L62 137ZM96 139H97V138H96ZM96 139H95V140H96ZM110 139H111V138H110ZM113 139H114V137H113ZM117 139H118V138H117ZM153 139H155V138H153ZM200 139H201V138H200ZM217 139H218V138H217ZM219 139H220V138H219ZM235 139H236V138H235ZM249 139H250V138H249ZM255 139H256V138H255ZM48 140H49V139H48ZM93 140H94V139H93ZM99 140H100V139H99ZM99 140H98V141H99ZM118 140H119V139H118ZM131 140H132V139H131ZM155 140H156V139H155ZM210 140H211V139H210ZM214 140H215V139H214ZM214 140H213V141H214ZM221 140H222V138H221ZM237 140H238V139H237ZM42 141H43V140H41L40 142H42ZM53 141H54V139H53ZM74 141H75V140H74ZM78 141H79V140H78ZM78 141H77V142H78ZM96 141H97V140H96ZM108 141H110V140H109L108 137H107V139L105 138V140H103V143L106 144V143H108ZM111 141H112V140H111ZM129 141H130V140H129ZM134 141H135V140H134ZM198 141H199V139H198ZM201 141H202V140H201ZM225 141H226V140H225ZM229 141H230V140H229ZM238 141H239V140H238ZM240 141H241V140H240ZM240 141H239V142H240ZM243 141H244V140H243ZM246 141H247V140H246ZM252 141H253V144H254V141H255V140H252ZM262 141H263V139H262ZM13 142H14V141H13ZM13 142H12V143H13ZM50 142H51V141H50ZM56 142H58V140H57ZM56 142H55V143H56ZM79 142H80V141H79ZM79 142H78V143H79ZM113 142H114V141H113ZM145 142H146V141H145ZM151 142H152V141H151ZM159 142H160V141H159ZM210 142H212V141H210ZM226 142H227V141H226ZM231 142H232V141H231ZM239 142H238V143H239ZM249 142H250V141H249ZM256 142H257V140H256ZM12 143H11V144H12ZM18 143H19V142H18ZM52 143H53V142H52ZM75 143H76V142H75ZM92 143H93V142H92ZM92 143H91V144H92ZM95 143H96V142H95ZM118 143H119V142H118ZM121 143H122V142H121ZM123 143H124V142H123ZM134 143H135V142H134ZM146 143H147V142H146ZM148 143H149V142H148ZM219 143H220V142H219ZM232 143H233V142H232ZM232 143H231V145H232ZM246 143H247V142H246ZM246 143H244V144H246ZM251 143H252V142H250L249 144L251 145ZM263 143H264V142H263ZM263 143H261V144H263ZM0 144H1V141H0ZM2 144H3V143H2ZM21 144H22V143H21ZM32 144H33V143H32ZM41 144H42V143H41ZM72 144H73V143H72ZM93 144H94V143H93ZM99 144H102V143L100 142ZM105 144H103V145H105ZM114 144H115L116 147H117V144H116V143H114ZM125 144H126V143H125ZM158 144H160V143H158ZM227 144H228V143H227ZM49 145H50V144H49ZM80 145H81V144H80ZM107 145H108V144H107ZM111 145H112V144H111ZM118 145H120V143H119ZM139 145H140V144H139ZM149 145H150V143H149ZM215 145H216V144H215ZM221 145H222V144H221ZM257 145H258V144H257ZM1 146L3 147V145H1ZM1 146H0V147H1ZM19 146H20V145H19ZM54 146H55V145H54ZM76 146H77V145H76ZM86 146H87V144H86ZM89 146H90V145H89ZM113 146H114V145H113ZM121 146H122V145H121ZM131 146H132V145H131ZM143 146H144V145H143ZM147 146H148V145H147ZM147 146L145 145V147H147ZM158 146H159V145H158ZM227 146H228V145H227ZM233 146H235V145L233 144ZM248 146H249V145H248ZM261 146H262V145H261ZM2 147H1V148H2ZM43 147H44V146H42V148H43ZM45 147H46V146H45ZM47 147H48V146H47ZM84 147H85V146H84ZM129 147H130V145H129ZM152 147H153V146H152ZM156 147H157V146L155 145V148H156ZM159 147H160V146H159ZM162 147H164L163 144H162ZM204 147H205V146H204ZM218 147H219V146H218ZM225 147H226V146H225ZM242 147H243V146H242ZM252 147H253V146H252ZM256 147H257V146H256ZM263 147H264V146H263ZM3 148H5V147H3ZM70 148H72V147H70ZM86 148H87V147H86ZM92 148H94V147H92ZM112 148H113V147H111V149H112ZM118 148H119V147H118ZM130 148H131V147H130ZM150 148H151V147H150ZM219 148H220V147H219ZM235 148H236V147H235ZM235 148H233V149H235ZM238 148H240V147H238ZM248 148H249V147H248ZM38 149H39V148H38ZM49 149H51V146L49 147ZM65 149H66V148H65ZM106 149H107V148H106ZM122 149H123V146H122ZM138 149H139V148H138ZM147 149H148V148H147ZM233 149H232V151H233ZM250 149H252V148H250ZM4 150H5V149H4ZM32 150H33V149H32ZM42 150H43V149H42ZM46 150H47V149H46ZM82 150H83V149H82ZM93 150H94V149H93ZM114 150L117 151L116 149H114ZM220 150H221V149H220ZM227 150H228V148H227ZM227 150H225V151H227ZM235 150H236V149H235ZM48 151H49V150H48ZM83 151H84V150H83ZM90 151H91V150H90ZM96 151H97V150H96ZM103 151H104V150H103ZM103 151H102V152H103ZM123 151H124V150H123ZM207 151H208V150H207ZM221 151H222V150H221ZM228 151H229V150H228ZM236 151H237V150H236ZM239 151H242V150H239ZM254 151H255V150H254ZM256 151H257V150H256ZM262 151H264V150H262ZM2 152H3V151H2ZM6 152H8V151L6 150ZM41 152H42V151H41ZM43 152H44V151H43ZM43 152H42V153H43ZM92 152H93V151H92ZM97 152H98V151H97ZM104 152H105V151H104ZM120 152H121V149H120ZM120 152H118V153H120ZM134 152H135V151H134ZM144 152H145V151H144ZM216 152H217V150H216ZM233 152H234V151H233ZM29 153H30V152H29ZM64 153H65V152H64ZM73 153H74V152H73ZM99 153H101V151H100ZM122 153H123V152H122ZM125 153H127V152H125ZM128 153H129V152H128ZM132 153H133V152H132ZM243 153H244V152H243ZM6 154H8V156L10 155V157H12V154H11L10 152H8V153H6ZM23 154H24V153H23ZM23 154H22V155H23ZM33 154H34V152H33ZM35 154H36V153H35ZM39 154H40V153H39ZM44 154H45V153H44ZM47 154H48V153H46V155H47ZM49 154H50V153H49ZM62 154H63V153H62ZM75 154H76V152H75ZM79 154H80V153H79ZM89 154H90V153H89ZM108 154H109V153H108ZM108 154H107V155H108ZM136 154H137V153H136ZM142 154H143V153H142ZM158 154H159V153H158ZM205 154H206V152H205ZM230 154H231V152H230ZM238 154H239V153H238ZM255 154H256V153H255ZM258 154H259V153H258ZM1 155H2V154H1ZM68 155H71V154H68ZM80 155H81V154H80ZM82 155H84V153H83ZM99 155H100V154H99ZM210 155H211V154H210ZM210 155H209V156H210ZM226 155H227V154H226ZM234 155H235V154H234ZM240 155H241V154H240ZM244 155H245V154H244ZM8 156H7V157H8ZM19 156H20V155H19ZM38 156H39V155H38ZM40 156H41V154H40ZM48 156H49V155H48ZM54 156H55V155H54ZM66 156H67V155H66ZM74 156H75V155H74ZM92 156H93V155H92ZM102 156H104V154H103ZM109 156H110V155H109ZM109 156H108V158H109ZM117 156H119V154H118ZM135 156H136V155H135ZM209 156H208V157H209ZM230 156H231V155H230ZM259 156H260V154H259ZM263 156H264V155H263ZM7 157H6V159H7ZM70 157H71V156H70ZM77 157H78V156H77ZM80 157H81V156H80ZM82 157H83V156H82ZM82 157H81V158H82ZM86 157H87V156H86ZM132 157H133V156H132ZM2 158H3V157H2ZM37 158H38V157H37ZM73 158H74V157H73ZM105 158H106V157H105ZM138 158H139V156H138ZM238 158H239V157H238ZM251 158H252V157H251ZM251 158H250V159H251ZM263 158H264V157H263ZM9 159H10V158H9ZM11 159H12V158H11ZM13 159H14V158H13ZM87 159H88V158H87ZM91 159H92V158H91ZM91 159H90V160H91ZM111 159H112V158H111ZM113 159H114V160H113ZM113 159H112V162H113L114 165H113V168L111 169V170H112L111 173H112L113 178L117 179V182L120 181V183H121V182L124 181L125 178H124V174L121 172L122 169H121V171L119 170V168H120V166H119V165H120V161H119V160H120V159L117 160L118 157H116V158L114 157ZM235 159H236V158H235ZM248 159H249V158H248ZM56 160H57V159H56ZM64 160H65V159H64ZM95 160H96V158H95ZM95 160H94V161H95ZM109 160H110V159H109ZM237 160H239V159H237ZM237 160H236V161H237ZM252 160H253V159H252ZM254 160H255V159H254ZM60 161H61V160H60ZM60 161H59V162H60ZM87 161H88V160H87ZM87 161H86V162H87ZM97 161H98V160H97ZM106 161H107V160H106ZM134 161H135V160H134ZM143 161H145V160H143ZM240 161H241V160H240ZM246 161H247V160H246ZM1 162H2V161H1ZM1 162H0V163H1ZM6 162H7V161H6ZM22 162H23V161H22ZM32 162H33V161H32ZM32 162H31V163H32ZM51 162H53V161H51ZM72 162H76V161H73V160H72ZM83 162H85V161L83 160ZM112 162H111V163H112ZM121 162H123V161H121ZM135 162H136V161H135ZM135 162H133V163H135ZM150 162H151V161H150ZM238 162H239V161H238ZM250 162H251V161H250ZM53 163H54V162H53ZM63 163H64V162H63ZM126 163H127V162H126ZM126 163H125V164H126ZM142 163H143V162H142ZM253 163H254V162H253ZM260 163H261V162H260ZM5 164H6V163H5ZM40 164H41V163H40ZM58 164H59V163H58ZM58 164H57V165H58ZM67 164H69L68 161H67ZM71 164H72V163H71ZM73 164H74V163H73ZM108 164H109V163H108ZM135 164H137V162H136ZM164 164H165V163H164ZM232 164H233V163H232ZM239 164H240V162H239ZM241 164H242V163H241ZM247 164H249V163H247ZM251 164H252V163H251ZM262 164H263V162H262ZM0 165H2V163H1ZM7 165H8V164H7ZM45 165H46V164H45ZM63 165H64V164H63ZM76 165H77V164H76ZM137 165H138V164H137ZM137 165H136V167H137ZM155 165H156V164H155ZM243 165H244V164H243ZM2 166H3V165H2ZM21 166H22V165H21ZM25 166H26V165H25ZM74 166H75V164H74ZM85 166H86V165H85ZM102 166H103V165H102ZM158 166H159V165H158ZM259 166H260V165H259ZM3 167H4V166H3ZM3 167H2V168H3ZM5 167H6V166H5ZM5 167H4V168H5ZM7 167H8V166H7ZM32 167H33V166H32ZM35 167H36V166H35ZM65 167H66V166H65ZM67 167H68V166H67ZM95 167H96V166H95ZM95 167H94V168H95ZM107 167H108V166H107ZM125 167H127V166H125ZM136 167H135V168H136ZM139 167H140V166H139ZM139 167H137V169H138ZM148 167H149V166H148ZM156 167H157V166H156ZM2 168H0V197H3L2 199H5V198L8 199V197H6V195L10 194L11 190L13 189V188L10 189V187H11L10 185H12V184H10V183H11V180H10L11 178L8 177V176H11V175H10V174H7V175H8V176H7V175H6V171L4 172V173H5V175H4V173H2V172H3L2 170H3L4 168H3V169H2ZM12 168H13V167H12ZM22 168H23V167H22ZM22 168H20V171H21ZM33 168H34V167H33ZM39 168H40V167H37V169H39ZM57 168H58V167H57ZM71 168H73V167H71ZM98 168H99V166H98ZM104 168H105V167H104ZM131 168H132V165H131ZM166 168H167V167H166ZM169 168H170V167H169ZM237 168H238V167H237ZM242 168H243V167H242ZM262 168H263V167H262ZM7 169H9V168H7ZM13 169H14V168H13ZM15 169H16V168H15ZM37 169H35V170H37ZM40 169H41V168H40ZM52 169H53V168H52ZM59 169H60V168H59ZM59 169H58V170H59ZM76 169H77V168H76ZM96 169H97V168H96ZM137 169H136V172H137ZM18 170H19V169H18ZM22 170L24 171V172H22V173H25V171H26L25 168H23ZM54 170H55V169H54ZM63 170H66V169L63 168ZM74 170H75V169H74ZM98 170H99V169H98ZM132 170H135V169L132 168ZM132 170H131V171H132ZM1 171H2V172H1ZM10 171H11V170H10ZM37 171H38V170H37ZM39 171H40V170H39ZM76 171H77V170H76ZM102 171H103V170H102ZM162 171H163V170H162ZM167 171H168V170H167ZM12 172H13V171H12ZM12 172H10V173H12ZM31 172H32V171H31ZM45 172H46V171H45ZM79 172H80V171H79ZM94 172H95V171H94ZM100 172H101V171H100ZM139 172H140V171H139ZM165 172H166V171H165ZM259 172H260V171H259ZM40 173H41V172H40ZM57 173H58V172H57ZM63 173H64V172H63ZM88 173H89V172H88ZM124 173H125V172H124ZM230 173H231V172H230ZM254 173H255V172H254ZM256 173H257V172H256ZM260 173H261V172H260ZM19 174H20V173H19ZM25 174H29V173L27 172V173H25ZM79 174H80V173H79ZM95 174H96V173H95ZM101 174H102V173H101ZM106 174H107V173H106ZM109 174H110V173H109ZM142 174H143V173H142ZM31 175H32V174H31ZM48 175H49V174H48ZM74 175H75V174H74ZM87 175H88V174H87ZM96 175H97V174H96ZM98 175H99V174H98ZM98 175H97V176H98ZM102 175H103V174H102ZM104 175H105V174H104ZM128 175H129V174H128ZM128 175H127V176H128ZM133 175H134V174H133ZM136 175H139V173H137ZM254 175H255V174H254ZM16 176H17V175H16ZM28 176H29V175H28ZM28 176H26V178H27ZM33 176H34V175H33ZM36 176H37V175H36ZM41 176H42V174H41ZM59 176H61V174H60ZM72 176H73V175H72ZM83 176H84V173H83ZM100 176H101V175H100ZM142 176H143V175H142ZM156 176H157V175H156ZM172 176H173V175H172ZM174 176H175V175H174ZM231 176H232V175H231ZM242 176H243V174H242ZM57 177H58V176H57ZM136 177H137V176H136ZM139 177H141V176L139 175ZM145 177H146V176H145ZM154 177H155V176H152V178H154ZM162 177H163V176H162ZM165 177H166V176H165ZM165 177H164V178H165ZM232 177H233V176H232ZM247 177H248V176H247ZM105 178H106V177H105ZM111 178H112V177H111ZM113 178H112V180H113ZM127 178H128V177H127ZM133 178H134V177H133ZM137 178H138V177H137ZM148 178H149V177H148ZM159 178H160V176H159ZM173 178H174V177H173ZM263 178H264V175H263ZM263 178H262V180H263ZM63 179H65V178L63 177ZM98 179H99V178H98ZM102 179H103V178H102ZM138 179L140 180V178H138ZM138 179H137V180H138ZM145 179H147V178H145ZM165 179H166V178H165ZM14 180H15V179H14ZM18 180H19V179H18ZM25 180H26V179H24V181H25ZM27 180H28V179H27ZM52 180H53V179H52ZM106 180H107V179H106ZM147 180H148V179H147ZM147 180H146V181H147ZM153 180H154V179H153ZM161 180H162V179H161ZM168 180H170V179H168ZM172 180H174V179H172ZM180 180H181V179H180ZM233 180H234V179H233ZM33 181H34V180H33ZM35 181H36V179H35ZM91 181H92V180H91ZM133 181H134V179H133ZM142 181H143V180H142ZM154 181H157V179L154 180ZM154 181H153V182H154ZM239 181H240V180H239ZM241 181H242V180H241ZM248 181H249V180H248ZM25 182H26V181H25ZM36 182H37V181H36ZM52 182H53V181H52ZM61 182H62V181H61ZM102 182H103V180H102ZM102 182H101V183H102ZM109 182H111V181L109 180ZM148 182H150V181L148 180ZM158 182H159V181H158ZM160 182H161V181H160ZM173 182H174V181H173ZM177 182H178V181H177ZM177 182H176V183H177ZM198 182H199V181H197V183H198ZM14 183H15V182H14ZM39 183H40V182H39ZM59 183H60V182H59ZM105 183H106V182H105ZM118 183H119V182H118ZM123 183H124V182H123ZM125 183H126V182H125ZM128 183H129V181H128ZM143 183H144V181H143ZM179 183H180V182H179ZM181 183H182V182H181ZM202 183H203V182H202ZM225 183H226V182H225ZM239 183H240V182H239ZM243 183H245V182H243ZM243 183H242V184H243ZM251 183H252V182H251ZM260 183H261V182H260ZM26 184H27V183H26ZM32 184H33V183H32ZM103 184H104V183H103ZM121 184H122V183H121ZM121 184H120V185H121ZM144 184H145V183H144ZM147 184H148V183H147ZM184 184H185V183H184ZM198 184H200V183H198ZM206 184H207V183H206ZM257 184H258V183H257ZM14 185H15V184H14ZM41 185H42V183H41ZM44 185H45V184H44ZM62 185H63V184H62ZM117 185H118V184H117ZM142 185H143V184H142ZM148 185H149V184H148ZM170 185H171V184H170ZM170 185H168V186L170 187ZM174 185H175V184H174ZM174 185H173V186H174ZM234 185H235V184H234ZM234 185H233V186H234ZM243 185H244V184H243ZM255 185H256V184H255ZM259 185H260V184H259ZM259 185H258V186H259ZM9 186H10V187H9ZM24 186H25V185H24ZM29 186H30V185H29ZM46 186H47V185H46ZM80 186H81V185H80ZM89 186H90V185H89ZM104 186H105V185H104ZM104 186H103V187H104ZM130 186H131V184H130ZM146 186H147V185H146ZM146 186H145V187H146ZM164 186H165V185H164ZM173 186H172V187H173ZM212 186H213V185H212ZM212 186H211V187H212ZM260 186H261V185H260ZM262 186H263V185H262ZM12 187H13V186H12ZM27 187H28V186H27ZM31 187H32V186H31ZM31 187H30V188H31ZM63 187H64V186H63ZM71 187H73V186H71ZM71 187H70V189H72ZM81 187H82V186H81ZM105 187H106V186H105ZM105 187H104V188H105ZM115 187H116V185H115ZM142 187H143V186H142ZM200 187H201V186H200ZM202 187H203V186H202ZM206 187H207V186H206ZM219 187H220V185H219ZM223 187H224V186H223ZM244 187H245V186H244ZM256 187H257V186H256ZM8 188L10 189V192H9V189H8ZM46 188H48V187H46ZM60 188H61V187H60ZM64 188H65V187H64ZM92 188H93V187H92ZM112 188H113V187H112ZM128 188H129V187H128ZM128 188H127V190H128ZM157 188H158V187H157ZM177 188H179V185H178ZM182 188H183V187H182ZM209 188H210V187H209ZM209 188H208V189H209ZM253 188H254V186H253ZM23 189H24V188H23ZM34 189H35V188H34ZM66 189H67V188H66ZM68 189H69V188H68ZM107 189H108V188H107ZM117 189H119V188L117 187ZM147 189H148V188H147ZM147 189H146V190H147ZM168 189H169V188H168ZM174 189H175V188H174ZM203 189H204V188H203ZM208 189H207V190H208ZM210 189H211V188H210ZM212 189H213V188H212ZM228 189H229V188H228ZM255 189H256V188H255ZM257 189H260V188H257ZM31 190H32V189H31ZM42 190H43V192H44V189H43V188H42ZM48 190H49V188H48ZM57 190H58V189H57ZM62 190H63V189H62ZM74 190H75V189H74ZM80 190H81V189H80ZM130 190H131V189H130ZM164 190H165V189H164ZM170 190H171V189H170ZM170 190H168V191H170ZM182 190H183V189H182ZM68 191H69V190H68ZM68 191H67V192H68ZM104 191H105V190H104ZM109 191H111V190H109ZM133 191H134V190H133ZM179 191H180V190H179ZM190 191H191V190H190ZM199 191H201V190H199ZM205 191H206V190H205ZM249 191H250V190H249ZM249 191H247V192H249ZM254 191H255V190H254ZM258 191H260V190H258ZM12 192H13V191H12ZM14 192H15V191H14ZM18 192H20V194H21L22 189H21V191H18ZM35 192H36V191H35ZM141 192H142V190H141ZM146 192H147V191H146ZM157 192H158V191H157ZM163 192H164V191H163ZM201 192H202V191H201ZM263 192H264V191H263ZM107 193H108V192H107ZM113 193H115V192H113ZM131 193H132V192H131ZM155 193H156V192H155ZM155 193H154V194H155ZM188 193H189V192H188ZM194 193H195V192H194ZM211 193H212V192H211ZM215 193H216V192H215ZM238 193H239V192H238ZM249 193H250V192H249ZM251 193H252V192H251ZM251 193H250V194H251ZM23 194L26 195L25 193H23ZM49 194H50V193H49ZM53 194H54V193H53ZM62 194H64V193H62ZM79 194L81 195V193H79ZM152 194H153V193L151 192V195H152ZM180 194H181V193H180ZM208 194H209V193H208ZM10 195H12V193H11ZM24 195H22L21 199L24 197ZM41 195H42V194H41ZM84 195H85V194H84ZM139 195H140V193H139ZM145 195H146V194H145ZM169 195H171V194H169ZM188 195H190V194H188ZM193 195H194V194H193ZM217 195H218V194H217ZM226 195H227V194H226ZM241 195H242V194H241ZM241 195H240V196H241ZM8 196H9V195H8ZM19 196H20V195H19ZM34 196H35V195H34ZM48 196H49V195H48ZM64 196H65V195H64ZM81 196H82V195H81ZM167 196H168V195H167ZM190 196H191V195H190ZM190 196H189V197H190ZM208 196H209V195H208ZM39 197H40V196H39ZM45 197H46V196H45ZM69 197H70L69 200H71V197H72V196H69ZM86 197H87V196H86ZM154 197H155V196H154ZM169 197H170V196H169ZM175 197H177V196H175ZM178 197H179V196H178ZM185 197H186V196H185ZM193 197H194V196H193ZM193 197H192V198H193ZM196 197H197V196H196ZM196 197H195V198H196ZM202 197H203V196H202ZM227 197H228V196H227ZM25 198H26V196H25ZM29 198H30V197H29ZM61 198H62V197H61ZM65 198H66V197H65ZM77 198H78V197H77ZM197 198H198V197H197ZM208 198H209V197H207V199H208ZM244 198H245V197H244ZM250 198H251V197H250ZM252 198H253V197H252ZM261 198H262V197H261ZM2 199H1V200H2ZM6 199H5V200H6ZM30 199H31V198H30ZM41 199H42V198H41ZM67 199H68V198H67ZM67 199H65V200L67 201ZM78 199H80V198H78ZM81 199H82V198H81ZM83 199H84V198H83ZM85 199H86V198H85ZM89 199H90V198H89ZM89 199H88V200H89ZM115 199H116V198H115ZM117 199H118V198H117ZM117 199H116V200H117ZM167 199H171V197H170V198H167ZM186 199H187V198H186ZM242 199H243V198H242ZM253 199H254V198H253ZM15 200H16V199H15ZM15 200H14V201H15ZM22 200H23V199H22ZM43 200H44V199H43ZM46 200H47V199H46ZM62 200H63V199H62ZM110 200H111V199H110ZM118 200H119V199H118ZM156 200H157V199H156ZM159 200H160V198H159ZM162 200H164V199H162ZM177 200H178V198H177ZM181 200H182V199H181ZM183 200H184V199H183ZM183 200H182V201H183ZM194 200H195V199H194ZM194 200H191V202H193ZM210 200H211V199H210ZM238 200H239V199H237L236 201H238ZM263 200H264V199H263ZM3 201H4V200H3ZM19 201H21V200H19ZM23 201H25V199H24ZM26 201H27V199H26ZM33 201H34V199H33ZM79 201H81V200H79ZM84 201H87V200H84ZM84 201H82V202H84ZM92 201H93V199H92ZM114 201H115V200H114ZM148 201H149V200H148ZM166 201H167V200H166ZM199 201H200V200H199ZM202 201H203V200H201V202H202ZM241 201H242V200H241ZM245 201H246V200H245ZM251 201H252V200H251ZM258 201H259V200H258ZM6 202H8V200H6ZM31 202H32V201H31ZM35 202H36V201H35ZM35 202H34V203H35ZM64 202H65V201H64ZM87 202H88V201H87ZM89 202H90V201H89ZM128 202H129V201H128ZM184 202H185V201H184ZM213 202H214V201H213ZM226 202H227V201H226ZM231 202H232V201H231ZM238 202H239V201H238ZM1 203H2V202H1ZM26 203H27V204H30V203H28V202H26ZM46 203H47V202H46ZM72 203H73V202H72ZM77 203H78V202H77ZM95 203H97V201H96ZM100 203H101V202H100ZM116 203H117V202H116ZM162 203H163V201H162ZM162 203H161V204H162ZM171 203H172V202H171ZM171 203H170V206L172 205ZM175 203H176V202H175ZM193 203H194V202H193ZM199 203H200V202H199ZM232 203H234V202H232ZM243 203H244V202H243ZM248 203H249V202H248ZM2 204H3V203H2ZM2 204H1V206L3 207L4 205H2ZM9 204H10V202H9ZM19 204H20V203H19ZM37 204H38V203H37ZM37 204H36V205H37ZM44 204H45V203H44ZM91 204H92V203H91ZM91 204H90V205H91ZM119 204H120V203H119ZM122 204H123V203H122ZM124 204H125V203H124ZM147 204H148V203H147ZM158 204H159V202H158ZM179 204H180V203H179ZM250 204H251V203H250ZM14 205H15V204H14ZM20 205H21V204H20ZM20 205H19V206H20ZM76 205H77V204H76ZM93 205H94V204H93ZM185 205H187V204H185ZM215 205H216V204H215ZM225 205H226V204H225ZM244 205H246V204L244 203ZM1 206H0V207H1ZM22 206H23V204H22ZM64 206H65V205H64ZM84 206H85V205H84ZM86 206H87V205H86ZM96 206H98V205H96ZM101 206H102V205H101ZM172 206H173V205H172ZM174 206L177 207L176 204H175ZM183 206H184V205H183ZM5 207H8V206H6V204H5ZM33 207L36 208V206L32 205V208H33ZM45 207H46V206H45ZM55 207H56V206H55ZM72 207H73V206H72ZM78 207H79V206H78ZM87 207H88V206H87ZM99 207H100V206H99ZM102 207H103V206H102ZM102 207H100V208H102ZM134 207H135V205H134ZM159 207H160V206H159ZM184 207H185V206H184ZM189 207H190V206H189ZM209 207H210V206H209ZM238 207H239V206H238ZM240 207H241V206H240ZM244 207H245V206H244ZM246 207H247V206H246ZM246 207H245V208H246ZM248 207H249V206H248ZM263 207H264V206H263ZM8 208H9V207H8ZM49 208H50V207H49ZM76 208H77V207H76ZM148 208H149V207H148ZM196 208H197V207H196ZM200 208H202L201 205H200ZM215 208H216V207H215ZM24 209H25V208H24ZM28 209H29V208H28ZM38 209H39V208H38ZM144 209H145V208H143V210H144ZM174 209H175V208H174ZM177 209H178V208H177ZM179 209H180V208H179ZM233 209H234V208H233ZM240 209H241V208H240ZM246 209H247V208H246ZM253 209H254V208H253ZM0 210H1V208H0ZM5 210H6V212H7V208H6ZM10 210H11V209H8V211H10ZM18 210H21V207H20V209L18 208ZM29 210H30V209H29ZM33 210H34V209H33ZM33 210H32L31 212H33ZM73 210H74V209H73ZM104 210H105V209H104ZM109 210H110V209H109ZM116 210H117V209H116ZM120 210H121V209H120ZM145 210H147V209H145ZM145 210H144V211H145ZM148 210H150V209H148ZM153 210H154V209H153ZM167 210H170V208H169V209L167 208L166 211H165V213H168ZM206 210H207V209H206ZM208 210H209V209H208ZM208 210H207V211H208ZM213 210H214V209H213ZM237 210H239V208H238ZM260 210H261V209H260ZM113 211H114V210H113ZM151 211H152V210H151ZM161 211H162V210H161ZM173 211H175V210H173ZM194 211H195V210H194ZM196 211H197V210H196ZM214 211H215V210H214ZM245 211H246V210H245ZM255 211H258V209H256ZM255 211H254V212H255ZM20 212H21V211H20ZM79 212H80V211H79ZM81 212H82V211H81ZM83 212H84V211H83ZM83 212H82V213H83ZM86 212H87V211H86ZM94 212H95V210H94ZM103 212H104V211H103ZM117 212H118V211H117ZM117 212H116V213H117ZM120 212H123V211L121 210ZM135 212H136V211H135ZM139 212H140V211H139ZM142 212H143V211H142ZM153 212H154V211H153ZM153 212H152V213H153ZM162 212H163V211H162ZM218 212H219V211H218ZM242 212H243V211H242ZM246 212H247V211H246ZM258 212H259V211H258ZM262 212H263V211H262ZM10 213H11V212H10ZM15 213H16V212H15ZM15 213H14V214H15ZM23 213L25 214V212H23ZM23 213L21 214V216L24 215ZM37 213L39 214V212H37ZM37 213H36V214H37ZM70 213L72 214V212H70ZM100 213H101V212H100ZM131 213H132V212H131ZM133 213H134V212H133ZM144 213H145V212H144ZM147 213H148V212H147ZM150 213H151V212H150ZM155 213H156V212H155ZM160 213H161V212H160ZM172 213H173V212H172ZM194 213H195V212H194ZM256 213H257V212H256ZM259 213H260V212H259ZM11 214H12V213H11ZM36 214H35V216H36ZM66 214H67V213H66ZM73 214H74V213H73ZM76 214H77V213H76ZM76 214H75V215H76ZM83 214H84V213H83ZM92 214H93V213H92ZM114 214H115V213H114ZM119 214H120V213H119ZM128 214H130V213H128ZM135 214H136V213H135ZM135 214H134V215H135ZM145 214H146V213H145ZM162 214H164V213H162ZM178 214H180V213H178ZM183 214H184V211H183ZM185 214H186V213H185ZM188 214H189V213H188ZM197 214H199V213H197ZM197 214H196V216H197ZM216 214H217V213H216ZM16 215H17V213H16ZM26 215H27V214H26ZM45 215H46V214H45ZM60 215H61V214H60ZM67 215H68V214H67ZM101 215H102V213H101ZM103 215H104V214H103ZM109 215H110V214H109ZM124 215H125V214H124ZM126 215H127V214H126ZM134 215H133V216H134ZM142 215H143V213H142ZM149 215H150V214H149ZM165 215H166V214H165ZM168 215H169V214H168ZM168 215H167V216H168ZM204 215H205V214H204ZM206 215H207V214H206ZM210 215H211V214H210ZM244 215H245V214H244ZM1 216H2V214H1ZM1 216H0V217H1ZM13 216H14V215H13ZM38 216H39V215H38ZM89 216H90V215H89ZM111 216H112V215H111ZM138 216H139V215H138ZM140 216H141V215H140ZM144 216H145V215H144ZM144 216H143V217H144ZM162 216H163V215H162ZM212 216H213V215H212ZM248 216H249V215H248ZM6 217H7V216H6ZM6 217H5V218H6ZM14 217L16 218V219L14 218V220H16L15 223H17L16 226L13 225V226L15 227L14 229H16V228L19 229V225H20L21 221H20V219H19L17 216H14ZM28 217H29V215H28ZM54 217H55V216H54ZM102 217H103V216H102ZM115 217H116V215H115ZM136 217H137V216H136ZM157 217H158V216H157ZM169 217H170V216H169ZM173 217H174V216H173ZM175 217H176V216H175ZM183 217H184V216H183ZM188 217H189V216H188ZM237 217H238V216H237ZM245 217H246V216H245ZM251 217H252V216H251ZM9 218H10V217H9ZM20 218H21V217H20ZM47 218H48V219H47ZM47 218H46V219H47V221H48V220H49V217H47ZM64 218H65V217H64ZM97 218H98V217H97ZM97 218H96V219H97ZM127 218H128V217H127ZM137 218H138V217H137ZM151 218H152V217H151ZM158 218H160V217H158ZM170 218H171V217H170ZM186 218H187V216H186ZM186 218H185V219H186ZM254 218H255V216H254ZM256 218H257V216H256ZM256 218H255V219H256ZM261 218H262V217H261ZM2 219H3V218H2ZM6 219H7V218H6ZM6 219H4V220H6ZM10 219H11V218H10ZM50 219H51V218H50ZM75 219H76V218H75ZM78 219H79V218H78ZM82 219H83V218H82ZM84 219H85V218H84ZM134 219H136V218H134ZM134 219H133V221H134ZM138 219L140 220V218H138ZM138 219H137L136 221H138ZM147 219H148V218H147ZM153 219H154V218H153ZM168 219H169V218H168ZM178 219H179V218H178ZM213 219H214V218H213ZM238 219H239V218H238ZM241 219H242V218H241ZM0 220H1V218H0ZM7 220H8V219H7ZM7 220H6V221H7ZM33 220H34V218H33ZM36 220H37V218H36ZM58 220H59V219H58ZM85 220H86V219H85ZM103 220H104V218H103ZM131 220H132V219H131ZM165 220H166V218H165ZM173 220H174V219H173ZM173 220L171 221L172 223H173ZM186 220H188V219H186ZM205 220H206V219H205ZM211 220H212V218H211ZM259 220H260V219H259ZM2 221H3V220H2ZM6 221H5V222H6ZM50 221H51V220H50ZM66 221H67V219H66ZM68 221H69V220H68ZM75 221H76V220H75ZM93 221H94V220H93ZM127 221H128V220H127ZM136 221H135V222H136ZM141 221H143V220H141ZM158 221H159V220H158ZM216 221H217V220H216ZM31 222H32V221H31ZM53 222H54V221H53ZM97 222H98V221H97ZM123 222H124V221H123ZM135 222H134V223H135ZM159 222H160V221H159ZM190 222H192V221H190ZM203 222H204V221H203ZM212 222H213V221H212ZM242 222H243V221H242ZM246 222H247V220H246ZM8 223H9V222H8ZM8 223H6V224H8ZM28 223H29V222H28ZM33 223H34V221H33ZM37 223H38V222H37ZM44 223H45V222H44ZM48 223H49V222H48ZM55 223H56V222H55ZM124 223H125V222H124ZM126 223H127V222H126ZM139 223H140V222H139ZM166 223H167V222H166ZM174 223H175V222H174ZM177 223H178V222H177ZM181 223H182V222H181ZM213 223H214V222H213ZM216 223H217V222H216ZM240 223H241V222H240ZM2 224H3V223H2ZM18 224H19V225H18ZM39 224H40V223H39ZM52 224H53V223H52ZM136 224H137V222H136ZM136 224H135V226H136ZM151 224H152V223H151ZM167 224H168V223H167ZM187 224H188V223H187ZM189 224H190V223H189ZM199 224H200V223H199ZM203 224H204V223H203ZM214 224H215V223H214ZM238 224H239V223H238ZM253 224H254V223H253ZM46 225H47V223H46ZM46 225H45V226H46ZM68 225H69V223H68ZM118 225H119V224H118ZM130 225H131V224H130ZM152 225H153V224H152ZM163 225H164V224H163ZM169 225H170V224H169ZM173 225H174V224H173ZM173 225H172V226H173ZM185 225H186V224H185ZM216 225H217V224H216ZM216 225H215V226H216ZM240 225H241V224H240ZM0 226H1V225H0ZM41 226H42V225H41ZM71 226H72V225H71ZM94 226H95V225H94ZM121 226H122V225L120 224L119 227L122 228ZM128 226H129V225H128ZM139 226H140V225H139ZM139 226H138V227H139ZM147 226H148V224H147ZM178 226H180V225H178ZM199 226H200V225H199ZM201 226H202V225H201ZM201 226H200V227H201ZM206 226H207V224H206ZM238 226H239V225H238ZM242 226H243V225H242ZM244 226H245V225H244ZM250 226H251V225H250ZM1 227H2V226H1ZM24 227H25V225H24ZM42 227H43V226H42ZM62 227H63V226H62ZM83 227H84V226H83ZM88 227H89V226H88ZM114 227H115V226H114ZM131 227H132V226H131ZM133 227H134V226H133ZM133 227H132V228H133ZM138 227H137V229H138ZM142 227H143V226H142ZM148 227H150V226H148ZM165 227H166V226H165ZM175 227H176V225L174 226V229H175ZM34 228H35V227H34ZM40 228H41V227H39V229H40ZM67 228H68V227H67ZM76 228H77V227H76ZM95 228H96V227H95ZM115 228H116V227H115ZM152 228H153V227H152ZM154 228H155V227H154ZM177 228H178V227H177ZM184 228H185V227H184ZM247 228H248V227H247ZM4 229H5L4 227H3V230L0 229V232H2V231L6 232V231H5L6 229H5V230H4ZM17 229H16V231H17ZM47 229H48V228H47ZM52 229H53V228H52ZM56 229H57V228H56ZM56 229H55V230H56ZM139 229H142V228H139ZM148 229H149V228H148ZM167 229H168V228H167ZM179 229H181V227H180ZM206 229H207V227H206ZM209 229H210V227H209ZM243 229H244V228H243ZM249 229H250V227H249ZM8 230H9V229H8ZM8 230H7V231H8ZM57 230H58V229H57ZM60 230H61V229H60ZM68 230H69V229H68ZM70 230H71V229H70ZM142 230H143V229H142ZM144 230H146V229H144ZM152 230H153V229H152ZM161 230H162V229H161ZM207 230H208V229H207ZM213 230H214V229H213ZM220 230H221V229H220ZM223 230H224V229H223ZM53 231H54V230H53ZM61 231H62V230H61ZM65 231H66V230H65ZM72 231H73V229H72ZM90 231H91V230H90ZM98 231H99V229H98ZM129 231H130V230H129ZM138 231H139V230H138ZM167 231H168V230H167ZM169 231H171V230H169ZM172 231H173V230H172ZM190 231H192V230H190ZM4 232H2V233H4ZM68 232H69V231H68ZM122 232H123V231H122ZM141 232H142V231H141ZM160 232H161V231H160ZM176 232H177V231H176ZM193 232H194V231H193ZM201 232H202V231H201ZM217 232H218V231H217ZM9 233H10V232H9ZM9 233H8V237L12 238L11 241H10L11 243H10V245H9L10 252H11V253H15V254H21L22 251H21V250L19 249V247L17 246L18 243H16V242H18V240H17V241L15 240V241H16V242H15V241L13 240V238H15V236H14V237L11 236L12 233H11L10 236H9ZM52 233H53V232H52ZM86 233H87V232H86ZM89 233H90V232H89ZM91 233H92V232H91ZM94 233H95V232H94ZM111 233H112V232H111ZM142 233H143V232H142ZM142 233H141V235H142ZM151 233H152V232H151ZM174 233H175V232H174ZM214 233H215V232H214ZM222 233H223V232H222ZM224 233H225V232H224ZM230 233H231V232H230ZM247 233H248V231H247ZM252 233H253V232H252ZM0 234H1V233H0ZM81 234H82V233H81ZM87 234H88V233H87ZM136 234H137V233H136ZM138 234H139V233H138ZM176 234H178V233H176ZM204 234H205V233H204ZM216 234H217V233H216ZM228 234H229V233H228ZM242 234H243V233H242ZM6 235H7V234H6ZM14 235H15V234H14ZM21 235H22V234H21ZM59 235H60V234H59ZM88 235H89V234H88ZM108 235H109V234H108ZM141 235H140V236H141ZM143 235H145V234H143ZM190 235H192V234H190ZM213 235H214V234H213ZM221 235H222V234H220V236H221ZM63 236H64V235H63ZM68 236H69V235H68ZM145 236H147V235H145ZM172 236H173V235H172ZM179 236H180V233H179ZM193 236H194V235H193ZM199 236H200V235H199ZM216 236H218V235H216ZM247 236H248V235H247ZM249 236H250V235H249ZM1 237H2V236H1ZM49 237H50V234H49ZM55 237H56V236H55ZM57 237H58V236H57ZM69 237H70V236H69ZM88 237H89V236H88ZM92 237H93V236H92ZM141 237H142V236H141ZM143 237H144V236H143ZM177 237H178V236H177ZM182 237H183V236H182ZM182 237L180 236V238H179L180 241L182 240V239H181ZM206 237H209V236H206ZM222 237H223V236H222ZM227 237H228V236H227ZM245 237H246V236H245ZM245 237H244V239H245ZM10 238H9V239H10ZM19 238H20V237H19ZM63 238H64V237H63ZM72 238H73V237H72ZM75 238H76V237H75ZM97 238H98V237H97ZM105 238H107V237H105ZM155 238H156V237H155ZM186 238H187V237H186ZM189 238H190V237H189ZM218 238H219V237H218ZM232 238H233V237H232ZM98 239H99V238H98ZM100 239H101V238H100ZM108 239H109V238H108ZM121 239H122V238H121ZM128 239H129V238H128ZM128 239H127V240H128ZM138 239H139V238H138ZM147 239H150V238H147ZM192 239H193V238H192ZM195 239H196V238H195ZM203 239H204V238H203ZM253 239H255V238L253 237ZM49 240H50V239H49ZM51 240H52V239H51ZM68 240H70V239H68ZM114 240L119 241V239H118V240H117V239H114ZM184 240H185V239H184ZM193 240H194V239H193ZM200 240H202V239H200ZM200 240H199V241H200ZM213 240H214V238H213ZM220 240H221V239H220ZM223 240H224V239H223ZM72 241H73V240H72ZM72 241H71V242H72ZM74 241H75V240H74ZM76 241H77V240H76ZM79 241H80V240H79ZM109 241H110V240H109ZM130 241H131V240H129L128 242H130ZM139 241H140V240H139ZM142 241H143V240H142ZM178 241H179V240H178ZM186 241H187V240H186ZM218 241H219V239H218ZM218 241H216V244H217ZM230 241H231V240H230ZM234 241H235V240H234ZM241 241H242V240H241ZM254 241H255V240H254ZM258 241H261V239L258 240ZM263 241H264V240H263ZM20 242H21V241H20ZM100 242H101V240H100ZM100 242H99V243H100ZM104 242H106V241L104 240ZM144 242H145V241H144ZM173 242H174V240H173ZM210 242H211V239H210ZM228 242H229V241H228ZM232 242H233V241H232ZM76 243H78V242H76ZM81 243H82V242H81ZM107 243H108V242H107ZM115 243H116V242H115ZM150 243H151V242H150ZM179 243H181V242H179ZM203 243H204V244H206V243L209 244V242H203ZM212 243H214V242H212ZM218 243H219V242H218ZM243 243H245V242H243ZM260 243H261V242H260ZM260 243H259V245H260ZM262 243L264 244V242H262ZM1 244H2V243H1ZM71 244H72V243H71ZM71 244H70V245H71ZM79 244H80V243H79ZM102 244H103V243H102ZM151 244H152V243H151ZM177 244H178V243H177ZM188 244H189V243H188ZM193 244H194V243H193ZM199 244L201 245V244H202V241H200ZM214 244H215V243H214ZM220 244H221V243H220ZM230 244H231V243H230ZM55 245H56V244H55ZM67 245H69V243H67ZM114 245H115V244H114ZM128 245H129V244H128ZM133 245H134V244H133ZM141 245H142V244H141ZM183 245H184V243H183ZM186 245H187V244H186ZM200 245H198V246H200ZM202 245H203V244H202ZM202 245H201L200 249L203 247ZM234 245H235V243H234ZM237 245H238V244H236V246H237ZM239 245H240V244H239ZM242 245H243V244H242ZM244 245H245V244H244ZM249 245H250V244H249ZM7 246H8V245H7ZM71 246H72V245H71ZM117 246H118V245H117ZM125 246H126V245H125ZM143 246H144V245H143ZM152 246H153V245H152ZM190 246H191V245H190ZM193 246H194V245H193ZM204 246L207 247L206 245H204ZM208 246H210V244H209ZM215 246H216V245H215ZM221 246H222V245H221ZM221 246H220V247H216L215 249L217 250V248H218V250H219V248L221 249ZM261 246H262V245H261ZM23 247H24V246H23ZM23 247H22V248H23ZM84 247H85V246H84ZM115 247H116V246H115ZM129 247H130V246H129ZM131 247H132V246H131ZM134 247H135V246H134ZM185 247H186V246H185ZM227 247H228V246H227ZM229 247H230V246H229ZM257 247H258V246H257ZM259 247H260V246H259ZM65 248H66V247H65ZM67 248H68V247H67ZM70 248H71V247H70ZM70 248H69V249H70ZM79 248H80V247H79ZM122 248H123V247H122ZM188 248H189V247H188ZM194 248H195V246H194ZM233 248H235V247H233ZM249 248H250V246H249ZM251 248H252V247H251ZM71 249H72V248H71ZM82 249H84V248H82ZM87 249H89V248H87ZM131 249H132V248H131ZM202 249H203V248H202ZM207 249H208V248H207ZM209 249H210V248H209ZM211 249H212V246H211ZM213 249H214V248H213ZM215 249H214V251H216ZM230 249H231V248H230ZM241 249H242V248H241ZM245 249H246V248H245ZM263 249H264V248H263ZM58 250H59V249H58ZM84 250H86V249H84ZM139 250H140V249H139ZM192 250H193V249H192ZM197 250H198V249H197ZM203 250H204V249H203ZM205 250H206V248H205ZM205 250H204V251H205ZM233 250H234V249H233ZM237 250H238V248H237ZM86 251H87V250H86ZM127 251H128V250H127ZM131 251H132V250H131ZM153 251H154V250H153ZM158 251H159V250H158ZM160 251H161V250H160ZM187 251H188V250H187ZM195 251H196V250H195ZM204 251H200V252L203 253ZM209 251H211V250H209ZM219 251L222 252V249L219 250ZM225 251H226V250H225ZM231 251H232V250H231ZM234 251H235V250H234ZM248 251H249V250H248ZM250 251H251V250H250ZM10 252H9V253H10ZM23 252H24V251H23ZM27 252H28V251H27ZM69 252H70V251H69ZM82 252H83V251H82ZM84 252H85V251H84ZM84 252H83V253H84ZM112 252H113V251H112ZM177 252H178V251H177ZM183 252H184V251H183ZM188 252H189V251H188ZM192 252H193V251H192ZM212 252H213V251H212ZM236 252H237V251H236ZM244 252H245V251H244ZM258 252H259V251H258ZM9 253H8V254H9ZM25 253H26V251H25L23 254H25ZM87 253H89V252H87ZM125 253H126V252H125ZM159 253H160V252H159ZM175 253H176V252H175ZM184 253H185V252H184ZM201 253H200V254H201ZM213 253H215V252H213ZM217 253H218V251H217ZM229 253H231V252H229ZM239 253H240V252H239ZM245 253H246V252H245ZM3 254H4V253H3ZM6 254H7V253H6ZM8 254H7V255H8ZM27 254H29V253H27ZM27 254H26V255H27ZM73 254H74V252H73ZM89 254H91V253H89ZM102 254H103V253H102ZM115 254H116V253H115ZM141 254H142V253H141ZM148 254H149V252H148ZM156 254H157V253H156ZM182 254H183V253H182ZM187 254H188V253H187ZM189 254H190V253H189ZM192 254H193V253H192ZM194 254H195V253H194ZM204 254H205V253H204ZM218 254H219V253H218ZM218 254H217V255H218ZM223 254H226V252L223 253ZM247 254H248V253H247ZM12 255H14V254H12ZM54 255H55V254H54ZM79 255H80V254H79ZM81 255H83V254L81 253ZM107 255H108V254H107ZM173 255H174V253H173ZM227 255H228V254H227ZM230 255H231V254H230ZM242 255H243V254H242ZM2 256H3V255H2ZM29 256H30V254H29ZM56 256H58V255H56ZM70 256H71V255H70ZM88 256H89V255H88ZM122 256H123V255H122ZM132 256H133V255H132ZM135 256H136V255H135ZM183 256H184V255H183ZM195 256H196V255H195ZM206 256H207V255H206ZM236 256H237V254H236ZM236 256H235V257H236ZM7 257H8V256H6V258H7ZM24 257H25V256H24ZM27 257H28V256H27ZM78 257H79V256H78ZM96 257H97V256H96ZM109 257H110V256H109ZM111 257H112V256H111ZM125 257H126V256H125ZM129 257H130V256H129ZM140 257H142V256H140ZM154 257H155V256H154ZM166 257H167V256H166ZM185 257H186V256H184V258H185ZM193 257H194V256H193ZM199 257H200V256H199ZM199 257H198V258H199ZM201 257H202V256H201ZM201 257H200V258H201ZM209 257H210V255H209ZM212 257H213V256H212ZM216 257H217V256H215V257H213V258L215 259ZM229 257H230V256H229ZM243 257H244V256H243ZM248 257H249V256H248ZM1 258H2V257L0 256V260H1ZM4 258H5V257H4ZM4 258H3V261L6 260V263H8L7 259H4ZM17 258H19V257H17ZM112 258H113V257H112ZM146 258H147V257H146ZM168 258H169V257H168ZM168 258H167V259H168ZM171 258H172V257H171ZM180 258H181V256H180ZM184 258H183V259H184ZM190 258H191V256H190ZM202 258H204V256H203ZM202 258H201V259H202ZM25 259H27V258H25ZM28 259H29V257H28ZM59 259H61V257H60ZM72 259H73V258H72ZM87 259H88V258H87ZM91 259H92V258H91ZM97 259H98V258H97ZM107 259H108V258H107ZM107 259H106V260H107ZM120 259H121V258H120ZM151 259H152V258H151ZM165 259H166V258H165ZM181 259H182V258H181ZM210 259H211V258H210ZM220 259H221V258H220ZM257 259H258V256H257ZM14 260H15V259H14ZM81 260H82V259H81ZM89 260H90V259H89ZM93 260H94V259H93ZM112 260H113V259H111V262H112ZM114 260H115V259H114ZM125 260H126V259H125ZM129 260H130V259H129ZM141 260H142V259H141ZM158 260H159V259H158ZM187 260H188V259H187ZM190 260H191V259H190ZM204 260L206 261V259H204ZM222 260H223V259H222ZM233 260H235V259H233ZM240 260H241V259H240ZM3 261L1 260L0 262H3ZM25 261H26V260H25ZM96 261H98V260H96ZM104 261H105V260H104ZM139 261H140V260H138V262H139ZM142 261H143V260H142ZM163 261H164V260H163ZM168 261H169V260H168ZM209 261H210V260H209ZM209 261H208V262H209ZM228 261H229V260H228ZM260 261H261V260H260ZM262 261H263V259H262ZM98 262H99V261H98ZM108 262H109V261H108ZM111 262H110V264H111ZM159 262H160V261H159ZM169 262H170V261H169ZM194 262H195V261H194ZM215 262H217V261H215ZM232 262H233V261H232ZM235 262H236V261H235ZM237 262H238V261H237ZM237 262H236V263H237ZM257 262H258V260H257ZM17 263H18V261H17ZM28 263H29V262H28ZM75 263H76V262H75ZM78 263H79V262H78ZM78 263H77V264H78ZM85 263H86V262H85ZM103 263H104V262H103ZM105 263H106V262H105ZM127 263H128V262H127ZM133 263H134V262H133ZM157 263H158V262H157ZM163 263H165V262H163ZM183 263H184V262H183ZM188 263H190V261H188ZM197 263H198V262H197ZM206 263H207V261L205 262V264H206ZM218 263H219V261H218ZM11 264H12V263H11ZM68 264H69V263H68ZM94 264H95V263H94ZM96 264H98V263H96ZM135 264H136V262H135ZM141 264H142V263H141ZM191 264H193V263H191ZM208 264H209V263H208ZM221 264H223V263H221ZM227 264H229V263L227 262ZM233 264H234V263H233ZM240 264H241V263H240ZM242 264H243V263H242Z\"/></svg>", "mask_w": 264, "mask_h": 264}]
</instances>
